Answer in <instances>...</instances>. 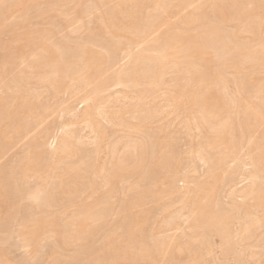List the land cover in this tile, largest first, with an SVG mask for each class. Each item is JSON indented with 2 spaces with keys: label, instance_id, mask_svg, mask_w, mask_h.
Masks as SVG:
<instances>
[{
  "label": "rangeland",
  "instance_id": "rangeland-1",
  "mask_svg": "<svg viewBox=\"0 0 264 264\" xmlns=\"http://www.w3.org/2000/svg\"><path fill=\"white\" fill-rule=\"evenodd\" d=\"M13 1V2H12ZM16 1V2H15ZM26 1V2H25ZM89 1H90V3H89ZM95 1V2H94ZM112 1V2H111ZM124 2V4H123V2ZM129 2H127V0H6V2L3 0V1H0V6H1V4H2V6L0 7V28L1 27H3V29L5 30V31H3L4 32V34H3V32L1 33V31H0V74L2 75L1 76V78H0V93H2V91H4L5 92V90H6V88H4V87H7V90H6V92L7 91H12V92H7L6 94H5V98L4 97H1L2 95L4 96V94H0V107L1 106H6L5 105V102H3V101H5V100H7V106L8 105H10V103H11V101H12V103H11V105H10V110L12 109V110H14V111H8V112H10L11 114H8L7 113V117L6 118H8L7 119V121H6V119H4L3 121L1 120V118H0V139H1V142L0 143H2V141H3V143L2 144H0L1 146H0V184H1V187H0V190H2L3 189V191H0V194H2V192L3 193H6V197H4L5 196V194L3 195H0V198H1V196H3V198H6V205H8V207H6V205L4 204V202H3V206H4V208H6V209H4L3 208V206H2V204H0L1 205V207L4 209H2V208H0V209H2L1 210V213H0V264H98L99 263V261L98 260H100V259H102L101 260V262H100V264H125V263H128V262H130V263H128V264H220V262H221V264H234L235 263V261H236V264H239V261L241 260H244L243 262H242V264H251L252 262H254V263H252V264H264V224H263V222H264V209H263V205H264V202H263V205L262 206H259V207H261L263 210H261V209H259V207H257L256 206V204H255V197H256V192L253 194V192L254 191H256V187H255V185L256 186H261V184L263 183L262 182V180L261 181H259V178L258 179H254V180H252V179H250L249 178V176H250V174L253 172V168L251 167V160H253V161H255V159H258L259 157H264V153L262 154V155H260L261 153H259V152H263V150H262V148L264 149V136H262V135H264L263 133H264V112H263V110H264V100H261L260 101V99H263V97H264V95H262V93L260 94V92H261V90H263L262 92H263V94H264V84H263V82H264V72H263V70H264V67H260L258 64H256L258 61H255V63L253 64V61L255 60V58H256V60H258V58L257 57H255V55L256 54H253L254 55V58H253V56H252V54H250L251 55V57H252V59H254V60H250V61H248V64H247V61H245L246 62V64H247V66L245 65L244 66V64H243V68H241L240 69V72L239 73H237L238 71H236V72H234V70H230V68H227V69H229V70H225V73L223 74V77L224 76H226V82H225V86L224 87H229V88H222V84L221 83H219V85L217 84V86H216V89L220 92V91H222V90H225V89H227V92H226V97H228V96H231L232 98H231V103L234 101V99H233V97H235V96H237V95H239L240 94V96L238 97L237 96V98H238V100H236L235 99V101L237 102V101H240L239 102V107H238V102H237V104H233L235 107V113H233L232 114V110L234 109L233 108V105H231V103H229L228 105H230V109H232V110H229V112H231V114L229 115V120H231V119H233L235 122H233V120L231 121V123H232V125L234 124V125H241L242 126V129L245 131V130H250L249 129V125L250 124H247L246 126H244L243 125V123H251V137H250V135H249V131L247 130V131H245V136H246V138L245 137H243L244 138V140L242 139V143H243V148L242 147H240V148H242V150H239V154H241V152H243L242 153V155H239L238 154V156H236V158H237V160H234V161H229L228 162V164L226 165V168L225 167H222V170L223 171H221V172H223L222 173V175H221V172L219 171L218 172V175L220 174V176L219 177H217V181H221V180H223V181H225L224 183L221 181H219V183H221V184H217L218 186H217V189H218V187H219V192L217 193V191H216V193H214V197H211V199L209 200V202L210 201H212V204L211 203H204L203 201H200V202H202V203H198L197 201L199 200V197H197L196 198V196L195 195H193L192 196V190L193 189H195L194 187H195V185H197V179H199V180H201V181H199L198 180V182H205L207 179H208V177H206L205 175H207L208 174V169H209V166L208 165H204V163L201 161V160H199L200 158L198 157V154H197V156H196V153H194L196 150H197V146H198V142L199 141H201V138L199 137L200 135H199V133H197V132H199L197 129H194V128H191V127H189V129L188 128H185V127H187L186 126V124H188L187 123V121L185 122V120H183V119H186V120H191L192 121V112H193V115H195L196 114V116H197V118H199V116H200V114L198 115L197 113H196V110L197 109H195L194 110V108H193V110L192 109H190V107H188L189 105L188 104H186V103H184V102H182V104H183V106H182V104H181V102H178L179 103V105H178V103H173V99H172V97L174 96V92L173 91H170V90H173L174 88H176L175 87V85H183V83L181 82V83H178V84H176V82H177V79L179 78V75H180V78H181V75H183L184 74V76H183V78H181V79H183V80H185V78L187 79L188 77H189V74H187V73H183V74H176V73H173L172 71L170 72V73H172V74H174V75H176V76H170V75H172V74H170L169 73V71H168V74H169V80L171 81V83H172V85H173V87H172V89H170L171 88V83H170V81L168 80V74H166L167 75V77H166V81H164V78H163V83L160 85L159 84V86H158V88H153V89H155V90H153L152 88V92L153 93H155V95L152 93V94H150L149 96H147V98L145 97L146 95H148V92H147V94H146V92H145V89L144 88H146V87H149V86H145V85H143V84H140V85H138V86H133L134 87V90H133V87H132V85H129V84H125V85H122V86H118V85H110V87H108V88H106L103 92H101L102 94H100V96H97L95 99H97L96 101L94 100V102H89L91 105H92V103L94 104V103H96V104H94V106L92 105H90L89 103L87 104V103H84V102H81L82 100H80L81 98H79V97H81L82 96V98H83V96H85L86 95V93H88L89 91H90V89L92 88L91 86H93V84H91V85H89L91 88L90 89H88L89 88V86H83V88L81 87V86H79L80 85V83H77L76 82V84L75 83H73V81H70V79L71 78H74V76L75 75H77V74H79V75H84V78L86 77V79H92L91 77L93 76V74H92V72H90V71H87V72H85L81 67H82V65L80 64L81 62H83V61H86L87 60V58L86 57H84V56H81V55H79L78 53H76V52H79V48L81 47L82 49L81 50H83V47H85L86 45L85 44H88L87 46H86V50L89 52V50H90V48H91V51H93V52H95V53H102L105 57L106 56H108V58L110 57V59H112V60H108L107 62H112L113 64V66H110V65H107V69L109 68V66H110V68H111V70H110V68L108 69V73H106L105 75H107V76H105V75H103V78L105 77V78H112V76H114L115 74H116V70H118V67L120 68L121 66H122V69H125V68H128V66H129V64L131 63H129L128 62V60L130 61V59L132 58H134L135 56H137L139 53V55H143L144 56V53L145 52H148L149 51V47L151 48V52L155 49V46L156 45H154V44H156V41H157V39L160 37V35L164 32V30H165V28L166 27H161V28H163L162 30H161V28L159 27V28H154V29H156V30H152V31H150V32H145V34H140L141 36V39H131L130 38V40H131V42H129L128 43V41H129V35L127 34V37H125V27H127V26H129V23H130V25L132 24V26H131V29L133 30H131L130 29V33L129 34H131L130 35V37H133L134 38V36L132 35L134 32H136L137 30H136V28H138V31L139 32H141L139 29H142L143 28V24H144V17L145 16H147L148 14H151L152 13V6L150 7V5L151 4H149V1H145V0H128ZM130 1H131V3H130ZM132 1H134V2H132ZM138 1V2H137ZM140 1H142V4H143V6H145V8L144 7H141L142 5H140L139 3H140ZM170 1V0H169ZM179 1V0H178ZM178 1H176V3L178 2ZM193 2H194V4H193V2H192V4H190V7H184V8H186V9H184V8H182V7H178V6H176V3L174 2V0H171L170 2V4H174V5H172V6H170V8H169V10H168V13H167V15L165 14V20L168 22V23H170V24H178V25H180L181 24V22H182V20L181 19H183V20H185L183 17H189V15L191 16L192 15V13L194 14V15H196V21L194 22V24L196 23V26H198V25H201V23L204 21L203 19H205V23L203 24V25H206L207 23L208 24H212V23H216L217 21L219 22V23H216V24H213V25H215L216 27H218V28H220V25H221V23L223 22V21H221V23H220V20H224V19H220L219 20V15L216 13V11H215V9H213L214 7H220V5L222 4H220V1H222V0H199V2H197L198 0H192ZM243 1V0H242ZM248 0H245L244 2H247ZM253 1V0H252ZM8 2V3H7ZM18 2V3H17ZM28 2V3H27ZM29 2H31V3H29ZM111 2V3H110ZM118 2H121V3H119V4H121V5H119L118 4ZM190 2H191V0H190ZM201 2V3H200ZM208 2V3H207ZM213 2H215L214 4H213ZM219 2V3H218ZM224 3L226 2V1H223ZM253 2H255V1H253ZM14 3V4H13ZM17 3V4H16ZM20 3V4H19ZM22 3V4H21ZM26 3H27V5H26ZM69 3V4H68ZM84 3V4H83ZM134 4V5H130V4ZM204 3V4H203ZM206 3V4H205ZM217 3V4H216ZM223 3V4H224ZM229 1H227L225 4H227V5H223V8L224 7H226V12L228 13V17H231V15H233L234 14V12L236 13V11H237V9H235V6L233 7V5L230 3V5H229ZM4 4H5V6H4ZM7 4V5H6ZM11 4V6H9ZM66 4H67V6H66ZM80 4V5H79ZM100 4V5H99ZM103 4V5H102ZM119 5V6H117V5ZM200 4V5H199ZM203 4V5H202ZM216 4V5H215ZM65 5V6H64ZM73 5V6H72ZM84 5V6H83ZM102 5V6H101ZM104 5H106V6H104ZM116 5V6H115ZM136 5V6H135ZM149 5V6H148ZM177 5H178V3H177ZM204 6V8H203V10L201 9L202 7H200V6ZM213 6V8H212V6ZM219 5V6H218ZM221 5V6H222ZM229 5V6H228ZM26 6V7H25ZM71 6V7H70ZM96 6V7H95ZM138 6V7H137ZM140 6V7H139ZM174 6H176L175 7V9L176 10H173L174 8ZM200 7V9L202 10H200V9H198V10H196V8H199ZM227 6H228V8H227ZM255 6H257L258 7V5L256 4ZM255 6H250V9H252V8H254L255 9ZM11 7V8H10ZM86 7H88V8H90V10L88 9V8H86ZM119 7H122V8H126L127 7V9H128V11H126V13H124L125 12V10L123 11H121V12H119L121 9L119 8ZM129 7V8H128ZM172 7V8H171ZM194 7H196V8H194ZM212 8L214 11L212 12V10H210L209 8ZM231 7V10L229 9ZM241 7V6H240ZM252 7V8H251ZM28 8V9H27ZM53 8V9H52ZM73 8V9H72ZM85 10H84V9ZM92 8V9H91ZM116 8H119V9H117L116 10ZM147 8H149V9H147ZM242 8H243V6H242ZM259 8V7H258ZM10 9V10H9ZM135 9H137V11L135 10ZM142 10V12L141 11H138V10ZM182 9H184L183 11H182ZM235 9V11L233 12V10ZM248 10V11H250L251 12V10ZM30 10V11H29ZM119 10V11H118ZM148 10H149V12H148ZM151 10V11H150ZM172 12H171V11ZM193 10V11H192ZM206 10V11H205ZM42 11V12H41ZM60 13H59V12ZM171 13H178V15L177 14H174V15H172L171 16V14L170 15H168L170 12ZM178 11V12H177ZM199 11H201V12H199ZM229 11V12H228ZM239 11H241L242 13H244V9H243V11H242V9L241 10H239ZM257 11H259L260 13H261V11H262V13H261V17H262V15L264 16V11L262 10V8H260L259 10H257ZM40 12V13H39ZM64 14H63V13ZM86 12V13H85ZM115 12V13H114ZM118 12H119V14H118ZM134 12V13H133ZM137 12H141V13H138L137 14ZM146 12H148V13H146ZM192 12V13H191ZM231 12V13H230ZM232 12H233V14H232ZM259 12H256L257 14H260ZM3 13V14H2ZM24 13V14H23ZM63 15H62V14ZM71 13V14H70ZM104 13V14H103ZM110 13V14H109ZM112 13V14H111ZM122 13H124V14H128L127 16H124ZM132 13V14H131ZM144 13H146V14H144ZM181 13V14H180ZM189 13H191V14H189ZM214 15V13H215V15L217 16V18H213V16H212V14ZM230 13V14H229ZM73 14H74V16H73ZM78 14V15H77ZM106 14V15H105ZM109 14V15H108ZM141 14V15H140ZM185 14V15H184ZM200 14H204L203 16L204 17H206V18H204L203 17V19H202V17L200 18L201 19V22H200V19H199V15ZM27 15V16H26ZM37 15V16H36ZM102 15V16H101ZM115 15V16H114ZM122 17H121V16ZM131 15V16H130ZM134 15V16H133ZM136 15V16H135ZM143 15H144V17H143ZM198 15V16H197ZM214 15V16H215ZM242 16H244L245 15V17L243 18V20L246 18L248 21L246 22L245 20H244V23H242L241 24V22H242V19H240V21L237 23V22H234L236 19H238V18H236V16H235V18L233 17V21H231L232 20V17L231 18H229V20L231 21H229V20H227V22H228V24H226L227 22L225 21V26H224V24L221 26L222 27V29L224 30V32H222L223 30L221 29V32L222 33H219V32H216V34H213V36H211V38L212 39H214V38H216V39H214L213 41V43H215V44H213V47L215 46V45H220V44H222V42H221V40H220V38L218 37V36H216L217 35V33H219L218 35L220 36L221 34L222 35H227V37L231 34V33H233L234 32V34L236 35V37L238 38V40H240V39H242V40H240L242 43H245V44H247L246 43V41H248L249 43H248V45H250V46H254V44H255V42H256V40L257 39H259V40H261V41H263L264 42V17H263V19H261V17H258V20H260L263 24H261L260 23V21L258 22V20L256 21V19L257 18H255L254 19V21H253V16L251 15L250 17H251V19L249 20V17H246V16H248V15H250V14H248L246 11H245V13H244V15L243 14H241ZM25 16V17H24ZM100 18V19H102V17H103V19L102 20H99V22L97 21L98 20V17ZM106 16V17H105ZM139 16V17H138ZM167 16H168V18H167ZM171 17V19H170V17ZM183 16V17H182ZM259 16V15H258ZM24 17V18H23ZM111 17V18H110ZM114 17V18H113ZM126 17V18H125ZM134 17V18H133ZM141 17V18H140ZM143 17V18H142ZM40 18V19H39ZM69 18V19H68ZM126 20H125V19ZM131 19V21H133V23L130 21V19ZM138 18V19H137ZM140 18V19H139ZM198 18V19H197ZM260 18V19H259ZM108 19H109V21L111 22L110 24H108L109 23V21H108ZM120 19V21L122 22V20H123V22L121 23V22H119L118 20ZM127 19H129L128 21H127ZM178 19H180L181 20V22H180V20H178ZM208 19V20H207ZM212 19H214V20H212ZM226 19H228V18H226ZM225 19V20H226ZM25 20V21H24ZM71 20V21H70ZM93 20V21H92ZM104 20V21H103ZM117 20V21H116ZM139 21V20H141L142 22H139L138 24H137V21ZM199 20V21H198ZM216 20V21H215ZM90 21V22H89ZM97 21V22H96ZM108 21V22H107ZM171 21V22H170ZM174 21H175V23H174ZM208 21V22H207ZM213 21V22H212ZM236 21H238V20H236ZM249 21H250V23H249ZM252 21H253V24H254V22H256V24H254L255 25V27L254 28H256V30L257 31H254L253 30V32H249V30L251 31V29L253 28V25H251L252 24ZM5 23V25L4 24H2V23ZM16 22V23H15ZM21 22V23H20ZM93 22V23H92ZM95 22V23H94ZM105 24H104V23ZM113 22H118V23H116V24H113ZM136 22V23H135ZM178 22V23H177ZM212 22V23H211ZM90 23V24H89ZM98 23V24H97ZM107 23V24H106ZM240 23V24H239ZM247 23H249V24H247ZM261 24L260 26H261V30H260V28H258V26H259V24ZM94 24H97L96 26L99 28V27H102V26H104V25H106V27H107V29H105L106 27H104V29H102V28H96V26H94ZM120 24V25H119ZM137 25V27H135L136 25ZM194 24H193V26H194ZM207 24V25H208ZM232 24L234 25V26H232ZM258 24V25H257ZM2 25H4V26H2ZM40 25V26H39ZM44 25V26H43ZM99 25V26H98ZM102 25V26H101ZM135 25V26H134ZM240 27H239V26ZM257 25V26H256ZM6 26H7V28H6ZM31 26V27H30ZM111 26H115V29H113L114 27H111ZM117 26H120V27H117ZM123 26V27H122ZM191 27L190 26V28H191V31L192 32H198V31H195L196 29H198L196 26L195 27ZM227 26V27H226ZM236 26V27H235ZM250 26H252V28H250ZM91 29H90V28ZM93 27V28H92ZM109 27V28H108ZM156 27H158V26H156ZM198 27H200V26H198ZM223 27H225V29L223 28ZM238 27V28H237ZM246 27V28H245ZM248 27V28H247ZM20 28V29H19ZM80 29V30H78V29ZM87 28V29H86ZM195 28V29H194ZM201 28V27H200ZM226 28H228L227 30H226ZM239 28H243L242 29V31H240V32H242V34L244 33V29H245V31H247V33L245 32V34H243V36L240 34V32H239ZM253 28V29H254ZM22 29V30H21ZM45 29V30H44ZM75 29V30H74ZM86 29V30H85ZM112 29H113V31H112ZM123 29V33L122 34H124V35H120L121 34V31L120 30H122ZM249 29V30H248ZM16 30V31H15ZM41 30H42V32H41ZM44 30V31H43ZM49 30L51 31V32H49ZM99 30H100V34L101 33H103V34H101V36H99L100 34H99ZM101 30H104V31H101ZM115 30V31H114ZM117 30H118V32H119V34L117 33ZM160 30V31H159ZM241 30V29H240ZM260 30V31H259ZM73 31H76V32H73ZM95 31V32H94ZM162 31V32H161ZM200 31V30H199ZM7 32H8V35H7ZM34 32V33H33ZM38 32H40V35H43L42 37H40V35L38 34ZM45 32V33H44ZM78 32V33H77ZM87 32H89V33H87ZM110 32V33H109ZM158 32V33H157ZM229 32H231V33H229ZM238 32H239V34H238ZM25 33V34H24ZM29 33H31V34H29ZM86 33V34H85ZM114 33V34H113ZM147 33H149V34H147ZM225 33V34H224ZM258 33H260V36H259V34ZM261 33L263 34V36L261 35ZM29 34V35H28ZM37 34H38V36H37ZM91 34V35H90ZM111 36H110V35ZM113 34V35H112ZM229 34V35H228ZM255 34H257L258 35V38H257V35H255ZM14 35V36H13ZM45 35V36H44ZM49 35V36H48ZM98 35V36H97ZM120 35V36H119ZM159 35V36H158ZM225 35V36H226ZM237 35H239V36H242L241 38L239 37V36H237ZM10 36V37H9ZM68 36V37H67ZM85 36H86V38H85ZM91 36V37H90ZM97 36V37H96ZM115 36V38H110V37H114ZM118 36V37H117ZM144 36V38H142ZM146 36V37H145ZM215 36V37H214ZM26 37H27V39H29V40H27L26 39ZM36 37V38H35ZM39 37V39L37 40V38ZM77 37H79L78 39H77ZM95 37V38H94ZM100 37V38H99ZM119 37H123V39L122 40H124V38H125V42H123V41H120L121 40V38H119ZM214 37V38H213ZM253 37H255L254 39H253ZM32 38V39H31ZM46 38V39H45ZM69 38V39H68ZM74 38H75V40H74ZM83 38L86 40V42H90V44L89 43H86L85 42V40H83ZM90 38V39H89ZM92 38V39H91ZM105 38V39H104ZM128 39V41H126L127 39ZM237 38H235L234 40H236ZM251 38V39H250ZM257 38V39H256ZM8 39V40H7ZM15 39V40H14ZM20 39H21V41H20ZM23 39H24V42H23ZM26 39V40H25ZM33 39H34V41H33ZM43 39V41H41ZM48 39L50 40V41H48ZM61 39V40H60ZM82 39V40H81ZM116 40V41H114V42H111L112 44H113V46H117L119 49H118V51L119 52H117L116 50H112L113 48H112V45L110 46L109 45V43L110 42H108V41H112V40ZM142 39L144 40V43L142 42ZM210 39V38H209ZM249 39V40H248ZM20 41L19 42V44L21 45H19L18 44V42H15V41ZM31 40V41H30ZM37 40V41H36ZM52 40V41H51ZM79 40V41H78ZM89 40V41H88ZM107 40V41H106ZM134 40H137V41H134ZM138 40H141V41H138ZM155 40V41H154ZM211 40V39H210ZM26 41H28V43L26 42ZM36 41V42H35ZM41 41V42H40ZM60 41V42H59ZM63 41V42H62ZM67 41V42H66ZM74 41H78V42H75L74 43ZM95 41H97V42H95ZM133 41V42H132ZM155 43H154V42ZM212 41V40H211ZM237 41V40H236ZM30 42H31V44H33V42H34V44L31 46V44H30ZM39 42V43H38ZM43 42V43H42ZM69 42V43H68ZM83 42V43H82ZM84 42H85V44H84ZM123 42V43H122ZM136 42H137V44H136ZM139 42V43H138ZM150 42H152V43H150ZM11 45H10V44ZM17 43V44H16ZM25 45H24V44ZM72 43V44H71ZM79 43V44H78ZM92 43H93V46H92ZM97 43V44H96ZM99 43H100V45H99ZM108 43V46L106 45ZM118 43H119V45H123L124 44V48L123 47H119V45H118ZM122 43V44H121ZM127 43H128V45H127ZM134 44V46L132 45V44ZM140 43H142V44H140ZM6 44L8 45V47L6 46ZM27 44V45H26ZM29 44H30V46H29ZM40 44V45H39ZM48 44H54V46H51L50 45V47L55 51V46H57L58 45V48H56V50L57 49H59L60 51L59 52H61L60 53V55L61 54H63V51L65 50V52H64V56L63 57H65L67 54V52L68 51H73V52H71V53H73L72 54V57L74 56V58H75V62L73 61V59H71L72 57H71V53H70V56L68 55L67 56V58L66 59H70V60H72L73 62H72V67L75 65V64H78V63H76V59H77V61L78 62H80L81 61V58L82 57H84L83 59L84 60H82L79 64H80V66H78L77 68H76V72L74 71L72 74H75V75H72L71 77H69L70 75H67L66 77V81H64L63 80V84H60V86H58V88H54V86L52 87V82H56V80H59V79H55L54 77L55 76H58V71H56V69L55 68H53V69H55L54 71L56 72V75H55V72L54 71H51L50 69H51V66H53L54 64H51V60H50V58H48L47 57V54H46V52H45V49H46V46L48 47L49 45ZM63 44V45H62ZM82 44H83V46H82ZM95 44V45H94ZM136 44V45H135ZM146 44V45H145ZM150 44V45H149ZM36 45L37 46H39V47H36ZM44 45V47H42ZM74 45V46H73ZM85 45V46H84ZM104 45V47H109L110 46V48H112L111 50L109 49V48H107L106 47V49L104 50L103 48L104 47H102ZM132 45V46H131ZM139 45V46H138ZM4 46H6V47H4ZM60 46V47H59ZM65 46V47H64ZM70 47V48H67V47ZM72 46V47H71ZM80 46V47H79ZM90 46V47H89ZM115 46V47H116ZM151 46H153L154 48H152ZM18 47H19V49H21V47H22V50H19L18 49ZM25 47H29L28 49L26 48V51H25ZM33 47H35V48H33ZM54 47V48H53ZM64 47V48H63ZM74 47V48H73ZM79 47V48H78ZM99 47V48H98ZM126 47H128V48H126ZM138 47V48H137ZM9 48V49H8ZM16 48V49H15ZM33 48V49H32ZM38 48V49H37ZM39 48H41V49H39ZM78 48V49H77ZM92 48H93V50H92ZM102 48V49H101ZM217 50L218 49V51H216L215 49ZM213 49V51H216L217 52V55H219V56H221V57H223V55L220 53V52H222L224 55L226 54V52L225 51H222L221 49H223V44H222V46L220 45V46H218L217 48H216V46L214 47ZM10 49H12V50H10ZM15 49V50H14ZM32 49V50H31ZM63 49V50H62ZM75 49V50H74ZM114 49H116V48H114ZM123 49V50H122ZM126 49H128V50H126ZM135 49V50H134ZM221 51H220V50ZM7 50H9L8 52H7ZM30 50V51H29ZM41 50V51H40ZM77 50V51H76ZM97 50V51H96ZM100 50V51H99ZM146 50V51H145ZM212 50V49H211ZM224 50V49H223ZM3 51V52H2ZM16 51V52H15ZM18 51H19V53H18ZM20 51H22V52H20ZM24 51H25V53H24ZM36 51V52H35ZM104 51V52H103ZM110 52V54L112 53V54H115L116 55V57H115V55L113 56L112 54L110 55L109 54V52ZM128 51V52H127ZM136 53H134V52ZM212 51V52H213ZM14 52V53H13ZM31 52V53H30ZM33 52L35 53V54H33ZM105 52H108V53H105ZM113 52H116V53H113ZM137 52H139V53H137ZM216 52H215V54H216ZM42 53V54H41ZM44 53L46 54L45 56H44ZM105 53V54H104ZM130 53V55H128ZM15 54H16V56H15ZM57 54H59V53H57ZM75 54V55H74ZM76 54L77 55H79V56H76ZM107 54V55H106ZM125 54V55H124ZM135 54V55H134ZM148 54H150L149 56H148ZM148 54L147 53H145V56L144 57H148V58H151V57H155V56H152V55H154L155 53H150V52H148ZM214 54V53H213ZM36 55H38V58L36 57ZM127 55V56H126ZM133 55H134V57H133ZM217 55H216V57H211V60H213L212 62H211V64L208 62H205V63H207V65L209 64V66H207V67H211V66H214V65H216V64H218L219 63V57L217 58ZM12 56V57H11ZM39 56H41V57H39ZM62 56V55H61ZM111 56H113V57H111ZM128 56H129V59H128ZM212 56V55H211ZM226 56V55H225ZM224 56V57H225ZM9 57V58H8ZM16 57L18 58V60L16 61ZM20 57H22V58H20ZM30 57H32V59L35 57V59L34 60H31V58ZM62 57V58H63ZM71 57V58H70ZM77 57V58H76ZM115 57V58H114ZM250 56H249V58H251ZM13 58V59H12ZM64 58V60H66ZM80 58V59H79ZM114 58V59H113ZM118 58V59H117ZM126 58V59H125ZM213 58V59H212ZM230 59L229 57H227L226 56V59ZM5 59V60H4ZM9 59H11V60H9ZM24 59V60H23ZM29 59V60H28ZM37 59V61H35ZM44 59V60H43ZM115 59H117V60H115ZM123 59V60H122ZM220 59H224V58H220ZM219 60V61H218ZM247 60H249L248 58H247ZM34 61V62H33ZM40 62V63H38V65H37V62ZM41 61H43V62H41ZM87 61H89V58H88V60ZM117 61V62H116ZM216 61H218L217 63H216ZM251 61H252V63H251ZM5 62H7V63H5ZM10 62H12V63H10ZM20 62V63H19ZM22 62V63H21ZM68 62L69 63H71L69 60H68ZM115 62H116V64H115ZM2 63H5V64H2ZM9 63H10V65H9ZM13 63H14V65H13ZM50 63V64H49ZM119 63V64H118ZM126 63V64H125ZM128 63V64H127ZM147 64H145L144 66H145V71L147 70V72H148V74H149V69L151 70V68H152V66H151V62L149 61H147L146 62ZM202 64H204V62H201ZM19 64V65H18ZM29 64V65H28ZM31 64V65H30ZM40 64V65H39ZM46 64H47V66H46ZM78 64V65H79ZM108 64V63H107ZM111 64V63H110ZM150 64V65H149ZM3 65L5 66V68L3 67ZM9 65V67H7ZM27 65V66H26ZM35 65H37V67L38 68H36V66ZM43 65V66H42ZM51 65V66H50ZM118 65V66H117ZM147 65V66H146ZM211 65V66H210ZM49 66V67H48ZM151 66V67H150ZM251 66V67H250ZM3 67V68H2ZM26 67V68H25ZM40 67H42V68H40ZM81 68V70L80 69H78V68ZM125 67V68H124ZM147 67V68H146ZM149 67V68H148ZM8 68H12V70L11 69H8ZM47 68H48V70H50V71H48L47 70ZM252 68H254L253 70H252ZM4 69V70H3ZM6 69V70H5ZM19 69V70H18ZM35 69V70H34ZM46 69V70H45ZM144 69V68H143ZM231 69H234V68H231ZM244 69V70H243ZM249 69V70H248ZM45 70V71H44ZM78 70V71H77ZM80 70V71H79ZM237 70V69H236ZM239 70V69H238ZM258 70H260V71H258ZM32 71V72H31ZM36 71V72H35ZM43 71L45 72V73H43ZM84 71V72H83ZM92 71V70H91ZM114 71H116V72H114ZM245 71V72H244ZM29 72H30V74H29ZM34 72V73H33ZM42 72V73H41ZM49 72H53V73H49ZM81 72H82V74H81ZM227 72V73H226ZM255 72V75H253L252 73H254ZM23 74V76H22V74ZM33 73V74H32ZM91 75H90V74ZM110 73L112 74V75H110ZM115 73V74H114ZM229 73V74H228ZM235 73V74H234ZM242 73V74H241ZM245 73V74H244ZM249 73V74H248ZM250 73H251V75H250ZM256 73H257V75H258V77L259 78H257L258 79V81L256 82ZM4 74V75H3ZM39 74V75H38ZM48 74H51L52 76H54V77H51L50 75H48ZM187 74V75H186ZM260 74V75H259ZM25 75V76H24ZM88 75V76H87ZM245 75V76H244ZM252 75L253 76H255V78L253 79V80H255V81H252L251 79L253 78L252 77ZM28 76V77H27ZM47 76H49V78L47 77ZM99 76V75H98ZM97 76V77H98ZM186 76V77H185ZM240 76V77H239ZM30 78V79H28V80H26L27 78ZM39 77H41V78H39ZM44 77V78H43ZM83 77V76H82ZM170 77H172V80H171V78ZM185 77V78H184ZM233 77V78H232ZM245 77H246V79H245ZM248 77V78H247ZM252 77V78H251ZM15 78V80L17 81V79H18V81L16 82L15 80L13 81V79ZM26 78V79H25ZM37 78V79H36ZM51 78V79H50ZM53 78H54V80H53ZM57 78V77H56ZM103 78H101V80H98L99 82H101L102 80H103ZM179 78V79H180ZM242 78V79H241ZM7 79V80H6ZM19 79H21V80H19ZM23 79H25V81H23ZM47 79H48V82H47ZM65 79V78H64ZM174 79L176 80L175 81V84L173 83V81H174ZM224 79V80H225ZM261 79V80H260ZM11 80V81H10ZM44 80V81H43ZM241 80H242V82H241ZM13 81V82H12ZM22 81V82H21ZM70 81V82H69ZM230 81V82H229ZM247 81V82H246ZM250 81H252V82H250ZM9 82H11L10 84H8ZM18 82H20V84H21V86H23V87H21V86H18V85H20V84H18L17 85V83ZM27 82H29V83H27ZM47 82V83H46ZM165 82H169L170 84H167V83H165ZM256 82V83H255ZM8 84L7 86L5 85V84ZM24 85H23V84ZM50 85H49V84ZM72 85H71V84ZM142 83V82H141ZM229 83V84H228ZM242 85H241V84ZM248 83H250V84H248ZM4 84V85H3ZM47 84V85H46ZM67 85V87H66V85ZM165 85V86H163V87H161L162 85ZM227 84V85H226ZM262 84V85H261ZM11 85V86H10ZM13 85H17L18 87H20V88H18V87H15V86H13ZM70 85V86H69ZM75 87H74V86ZM78 85V86H77ZM221 85V88L219 87L218 88V86H220ZM244 85V86H243ZM249 85V86H248ZM259 85V86H258ZM2 86V87H1ZM4 86V87H3ZM9 86V87H8ZM28 86H29V90H28ZM72 86V87H71ZM129 87L127 90H126V88L125 87ZM143 86H144V88H143ZM169 86V87H168ZM183 86H185V85H183ZM213 86V87H212ZM211 87L213 88H210V89H212V91H215V83L212 85ZM236 86V87H235ZM238 86H239V88H241V90L240 89H238L237 90V88H238ZM260 86H263V87H261V89H260ZM52 87V88H51ZM64 89H63V88ZM69 87V88H68ZM74 87V88H73ZM76 87H78V88H76ZM151 87V86H150ZM155 87H156V85H155ZM180 87H182V86H180ZM248 87V88H247ZM256 87H258V88H256ZM2 88H3V90H2ZM10 88H12V89H10ZM65 88H66V90H65ZM72 88V89H71ZM75 88L77 89V91L75 90ZM79 88H82V89H79ZM110 88V89H109ZM136 88H138V90L136 89ZM164 88V89H163ZM167 88H168V90H167ZM242 88H243V90H242ZM251 88V89H250ZM253 88V89H252ZM256 88V89H255ZM10 89V90H9ZM18 89V90H17ZM45 89H48V90H45ZM56 89V90H55ZM69 89V90H68ZM71 89V90H70ZM109 89V90H108ZM141 89H144V91H142ZM146 89H148V91H149V88H146ZM151 89H150V91H151ZM188 89H190V88H188ZM228 89H229V91H228ZM235 89V90H234ZM14 90V91H13ZM24 90H25V92H24ZM36 90H37V92H36ZM55 90V91H54ZM132 90V91H131ZM140 90V91H139ZM176 90H178V88H176ZM234 92H236V93H234ZM240 90V91H239ZM254 91V92H252V91ZM69 91V92H68ZM75 91V92H74ZM107 91V92H106ZM150 91H149V93H150ZM157 91V92H156ZM167 91V92H166ZM174 91H175V89H174ZM226 91V90H225ZM225 91H222V92H224L225 93ZM238 91V92H237ZM259 91V92H258ZM17 92V93H16ZM21 92V93H20ZM41 92V93H40ZM71 92H73V93H71ZM86 92V93H85ZM135 92V93H134ZM138 92H139V94L140 95H138ZM222 92H220L221 94H223V96H224V93H222ZM242 92V93H241ZM246 92V93H245ZM14 95V93L16 94V96L14 95V96H12V94ZM20 93V94H19ZM137 93V94H136ZM168 93H170V94H168ZM228 93V94H227ZM238 93V94H237ZM32 94V95H31ZM47 94V95H46ZM142 94H144V95H142ZM167 94H168V97H166L167 96ZM173 96H172V95ZM231 94V95H230ZM245 96V97H243V95ZM7 95V96H6ZM30 95L32 96V98L35 100H33V99H31V97H30ZM37 95V96H36ZM40 95V96H39ZM162 95V96H161ZM228 95V96H227ZM233 95H235V96H233ZM252 96V98H251V96ZM257 95V96H256ZM261 95H262V97H261ZM9 96L11 97V98H9ZM19 96V97H18ZM105 96V97H104ZM140 98V99H138V97ZM140 96H142V97H140ZM145 98H144V97ZM152 96V97H151ZM170 96V97H169ZM249 98H248V97ZM259 96H260V98H259ZM28 97H30V98H28ZM104 97V98H103ZM137 99H136V98ZM154 97V98H153ZM167 99H169V100H167ZM243 99L244 98V101H241L240 99L241 98ZM3 98V99H2ZM9 98V99H8ZM27 98V99H26ZM98 98H100V99H98ZM106 98V99H105ZM108 98H109V100H108ZM5 99V100H4ZM11 99V101H9ZM29 99V100H28ZM31 99V100H30ZM117 99V100H116ZM136 99V100H135ZM229 99V97L227 98V100ZM249 99V100H248ZM16 100V101H15ZM19 100V101H18ZM24 100V101H23ZM98 100H100V101H98ZM134 100V101H133ZM138 100V101H137ZM247 100V101H246ZM18 101V102H17ZM42 101V102H41ZM142 101V102H141ZM163 101V102H162ZM167 101H168V105H167ZM229 101V100H228ZM251 101V102H250ZM3 102V103H2ZM14 102V103H13ZM16 102H17V104H16ZM33 102V103H32ZM45 102V103H44ZM230 102V101H229ZM241 102H242V104H244L245 102H247L248 104L246 105V104H244V105H242L241 104ZM260 102H263L262 104L260 103ZM25 103V104H24ZM30 104V103H32V104H30V105H32V107H30V105H28V104ZM38 103V104H37ZM42 103H43V105H42ZM48 103V104H47ZM135 103L137 104V105H135ZM256 103V104H255ZM18 105L19 107H20V104H21V106H24V107H26L27 108V106H29L30 108H36V109H38L39 108V113L41 114H45V115H40L39 114V116H38V112H37V110H36V112L35 113H33V114H28V113H18L16 110H18V106H12V105ZM45 104V105H44ZM47 104V105H46ZM133 104H134V106H133ZM140 104L142 105L141 107H140ZM148 106H147V105ZM181 104V105H180ZM240 104H241V106H240ZM251 104V105H250ZM259 104V105H258ZM131 107H130V106ZM145 105V106H144ZM175 105H177V107H179L180 108V106H181V108L180 109H178V110H176L177 108L175 107ZM237 105V106H236ZM262 106V107H260V108H258V107H256V106ZM34 106H37V107H34ZM39 106V107H38ZM48 106H49V108H48ZM89 106H91L90 107V109H88L89 108ZM125 106L127 107L126 109H125ZM133 106V107H132ZM154 106H157V107H154ZM243 106V107H242ZM249 106V108H247ZM252 106V107H251ZM9 107V106H8ZM16 107H18V108H16ZM28 107V108H29ZM44 107V108H43ZM120 107V108H119ZM140 107V108H139ZM143 107V108H142ZM144 107H147L148 108V110H147V108H145L144 109ZM151 107V108H150ZM153 107H154V109H153ZM158 107H160V108H158ZM163 107V108H162ZM164 107H165V109H164ZM172 107V108H171ZM183 107H185V109L183 108ZM241 107V109L243 108L244 110H242V111H244V112H242L241 111V109H239ZM253 108L254 107V110H257V111H259V110H261L262 109V112L260 113V116H262V118H260L259 117V120L261 119L262 121H259L258 120V122H255L254 124H257V125H254V124H252L253 122H254V120H253V118H252V120H251V117H252V113L251 112H254L253 110H250L249 111V109H251V108ZM256 107V108H255ZM14 108V109H13ZM119 108V109H118ZM258 108V109H257ZM43 109V110H42ZM70 109V110H69ZM85 109H87V111L85 110ZM92 109H94L93 111H91ZM97 109V110H96ZM122 109H124V110H122ZM142 109V110H141ZM146 111V113L145 114H143V112L142 111H144V110ZM156 109V110H155ZM157 109H158V111H157ZM164 109V110H163ZM169 109V110H168ZM172 109V110H171ZM187 109V110H186ZM85 110V111H84ZM91 111V113H92V117H93V119H98V120H95L96 122L94 123L95 125H98V127L100 128V129H102V131H105L104 132V134H103V132L101 131V134H102V137H101V134L99 135L97 132V134H95V133H92L89 129H88V127H87V117L85 118V117H81V116H85V114L88 112V111ZM114 110H116L115 112H113ZM132 110V111H131ZM141 110V111H140ZM167 110V111H166ZM185 110H186V112H187V114H188V116H187V114H185ZM238 110V111H237ZM246 110V111H245ZM249 112H248V111ZM84 111V112H83ZM95 111V112H94ZM99 111V112H98ZM106 111V112H105ZM129 111V112H128ZM144 111V112H145ZM157 111V112H156ZM160 111V113L158 114V112ZM172 111V112H171ZM190 111V112H189ZM194 111H195V114H194ZM240 111V112H239ZM15 112V113H14ZM69 112V113H68ZM72 112V113H71ZM98 112V113H97ZM104 112V113H103ZM108 112V113H107ZM131 112V113H130ZM133 112H136L135 114L136 115H134V113ZM140 112V113H139ZM142 112V113H141ZM148 112V113H147ZM177 112V113H176ZM181 112V113H180ZM197 112H198V110H197ZM237 112H239V114L237 113ZM96 113V114H95ZM106 113V114H105ZM126 115H125V114ZM150 113V114H149ZM154 113V114H153ZM190 113V114H189ZM199 113V112H198ZM241 113V114H240ZM244 113V114H243ZM251 113V117H249L248 116V114H250ZM16 115L15 116V119H14V115ZM21 114V116H19ZM26 114V115H25ZM47 114V115H46ZM80 114V115H79ZM94 114V115H93ZM97 114H99V115H97ZM116 114V115H115ZM118 114V115H117ZM129 114V115H128ZM138 114H139V116H138ZM143 114V115H142ZM235 114V115H234ZM247 114V115H246ZM263 114V115H262ZM22 115H23V117L25 118H23L22 117ZM29 115V116H28ZM37 115V116H36ZM73 115V116H72ZM102 115V116H101ZM128 115V116H127ZM132 115H134V117L132 116ZM176 115V116H175ZM182 115V116H181ZM188 117V118H186V116ZM189 115H191V116H189ZM231 115H233L232 117H230ZM245 117H244V116ZM13 116V117H12ZM101 116V117H100ZM104 116V117H103ZM111 116V117H110ZM116 116V117H115ZM153 116V117H152ZM155 116V117H154ZM177 116H178V118H177ZM240 116V117H239ZM243 116V117H242ZM11 117H12V120H11ZM21 119V117H22V119H21V121L19 122V119ZM38 117V118H37ZM44 117H45V119H44ZM74 117H77L78 119H76V118H74ZM81 117V118H80ZM29 118V119H28ZM67 118H68V120H67ZM108 118V119H107ZM114 118V119H113ZM154 118V119H153ZM235 118V119H234ZM239 118V119H238ZM240 118H241V120L244 118H246L247 120H250V121H247L246 119L244 120V122H242L241 120H240ZM249 118V119H248ZM3 119V118H2ZM28 119V120H27ZM111 119V120H110ZM237 119V120H236ZM28 122H27V121ZM81 120V121H80ZM86 120V121H85ZM104 120V121H103ZM114 120V121H113ZM116 120H117V122H116ZM119 120V121H118ZM121 120H123V122L121 121ZM127 120V121H126ZM145 121L143 124H145V125H143L142 124V122L143 121ZM150 120V121H149ZM12 121H14V122H12ZM31 121V122H30ZM34 121H36V122H34ZM112 122V124H111V122ZM120 121H121V123H120ZM125 121V122H124ZM137 121V122H136ZM191 121H188L190 124H191ZM241 121V122H240ZM7 122V123H6ZM8 122H9V124H8ZM15 122H17V123H15ZM22 122V124L25 122V125L23 124H21V126H23V127H25V126H28V130H26V129H23L21 126H20V124L19 123H21ZM27 122V123H26ZM105 122H106V124H105ZM119 122V123H118ZM128 122V124H126ZM183 122H185L184 124L185 125H183ZM228 122H230V121H228ZM15 123V124H14ZM108 123H109V125H108ZM147 123V124H146ZM216 122H214V121H212V125H216L215 124ZM230 123V124H231ZM242 123V124H241ZM28 124V125H27ZM114 124H116L115 126H114ZM122 124H123V126H122ZM261 124V125H260ZM10 125L12 126V127H10ZM15 125H17V128H14L13 126H15ZM99 125H101V126H99ZM128 125V126H127ZM139 125H141V126H139ZM120 126H122V127H120ZM183 126H184V128H183ZM259 126V127H258ZM14 128V130H10V128ZM23 129V130H21V128ZM126 127V129H122V128H125ZM143 127V128H142ZM245 127H247V128H245ZM6 128H8V129H6ZM87 130H86V129ZM132 128H135V129H132ZM147 128V129H146ZM191 128V129H190ZM204 128H205V126H204ZM207 128V127H206ZM245 128V129H244ZM17 129V130H16ZM105 129H107V130H105ZM113 129V130H112ZM138 129V130H137ZM183 129H188V131L190 132V134H191V137H190V134H189V132H187V130L185 131V130H183ZM255 131H254V130ZM6 131L7 132V134H6V132H4V131ZM8 130H10V131H8ZM17 132H16V131ZM133 130V131H132ZM136 130V131H135ZM208 130V128L207 129H205V130H203V131H207ZM257 130V131H256ZM97 131H99V130H97ZM138 131V132H137ZM140 131V132H139ZM142 131V132H141ZM144 131V132H143ZM152 131V132H151ZM107 132V133H106ZM110 132H111V134H110ZM209 132V133H208ZM246 132H248V136H247V133ZM11 133V134H10ZM68 133V134H67ZM197 133V134H196ZM203 133H205V134H207L208 133V135L209 136H211V134L213 135V134H215V132L213 133V132H211L210 133V130H208L207 131V133L206 132H203ZM43 134V135H42ZM93 134V135H92ZM107 134V135H106ZM115 134V135H114ZM189 134V135H188ZM193 134V135H192ZM3 135H5V139H4V136ZM25 135V136H24ZM66 135H67V137L68 138H70V143H71V148L72 149H70V153H69V155H58L57 157H54L53 159H49V160H46L44 163H47L48 165H50V167L49 168H47V172L48 171H50V172H46V171H41L43 174H44V176H42L41 177V175H42V173L40 172V174L39 175H37V174H35L34 172H28V173H26V175L22 172V170H24L25 168V163H26V160H27V158H28V156L29 157H31V154H32V147L34 148V146L37 144V145H40L41 143H43V144H41V145H43V147H44V151L45 150H48V152L47 151H45L46 153H49V152H53V150L52 149H56L57 148V146L59 145V143H60V141L63 139V138H67L66 137ZM75 135V136H74ZM77 135V136H76ZM95 135H98V136H100V137H97V136H95ZM153 135V136H152ZM199 137V139H198V137ZM3 136V137H2ZM113 136V137H112ZM123 136H124V138H123ZM125 136H127V137H125ZM142 136V137H141ZM152 136V137H151ZM192 136H193V138H192ZM40 137H41V139H40ZM45 137V138H44ZM74 137V138H73ZM75 137H78V138H75ZM133 137V138H132ZM137 137V138H136ZM147 137V138H146ZM190 137V138H189ZM197 137V138H196ZM261 137H263V138H261ZM36 138V139H35ZM74 140H72V139ZM100 138V139H99ZM138 138H139V140L140 139H142V138H144V139H142L141 140V142H142V145H143V148L142 149H140V147H142L141 146V142L140 143H138L137 141H138ZM156 138V139H155ZM192 138V139H191ZM250 138H252V141L251 140H249ZM261 138V139H260ZM38 139V140H37ZM94 139H97V141H99V142H96ZM103 139V140H102ZM116 139V140H115ZM131 139V140H130ZM246 139V140H245ZM258 139H259V141H258ZM10 140V141H9ZM34 140H35V142H34ZM118 140V141H117ZM133 140V141H132ZM122 141V142H121ZM125 141V142H124ZM143 141H144V143H143ZM196 141V142H195ZM249 141H251L250 142V144H252L251 146L249 145ZM7 142V143H6ZM39 144H38V143ZM104 142H106V143H104ZM112 142H113V144H112ZM127 142H130V143H127ZM135 142H137V143H135ZM146 142V143H145ZM247 142H248V145H247ZM260 142V143H259ZM32 145H31V144ZM33 143H34V145H33ZM109 143V144H108ZM127 143V144H126ZM136 144V146H135V150L133 149H131V147H134V145ZM158 143V144H157ZM164 143V144H163ZM196 143V144H195ZM255 145H254V144ZM3 144H5L4 145V148L3 149H5V150H3V149H1L2 147H3ZM74 144V146H72ZM80 144V145H79ZM116 144V145H115ZM123 144V145H122ZM132 144V145H131ZM137 144H140V147H138V145ZM144 144H146L147 146H145ZM151 144V145H150ZM157 144V145H156ZM159 144H161V145H159ZM262 144V145H261ZM8 145H9V147H8ZM113 145H115V148H113V149H111L112 147H114ZM154 145H155V148H154ZM168 145V146H167ZM190 145V146H189ZM242 145V144H241ZM240 145V146H241ZM254 145V146H253ZM26 146V147H25ZM29 146V147H28ZM100 146V147H99ZM126 146V147H125ZM130 146V147H129ZM151 146H152V148L153 149H151ZM249 146H250V148H249ZM263 146V147H262ZM7 147V148H6ZM75 147H77L78 149L77 150H74L75 149ZM137 147V148H136ZM147 147V148H146ZM160 147V148H159ZM257 149H256V148ZM30 148V149H29ZM40 148L41 149H38V150H43L42 149V147L40 146ZM98 148V149H97ZM139 148V149H138ZM195 148V149H194ZM210 147H208V148H206V152H205V154L208 152L209 154H207L208 156H210L211 155V153H212V156H213V154H214V156L220 151V150H218V148H216V150L215 149H209ZM239 148V149H240ZM252 148V149H251ZM28 149V150H27ZM82 150L81 151V153H80V151H78V150ZM125 149V150H124ZM131 149V150H130ZM144 149H146V157H144L143 155H145V150ZM208 149V150H207ZM249 149H251V150H249ZM26 150H27V152H26ZM29 150H30V152H29ZM50 150H52V151H50ZM94 150V151H93ZM113 150V151H112ZM143 150V151H142ZM154 150V151H153ZM195 150V151H194ZM210 150V151H209ZM218 150V151H217ZM247 150H248V153H247ZM259 150V151H258ZM84 151V152H83ZM110 151H112L113 153H115L114 155L112 154V152L111 153H109ZM136 151V152H135ZM163 151V152H162ZM212 151V152H211ZM250 151V152H249ZM258 151V152H257ZM138 152H139V154H142V157L141 156H139V154H138ZM141 152V153H140ZM148 152H149V156H148ZM153 152V153H152ZM155 152V153H154ZM162 152V153H161ZM192 152V154H190ZM214 152V153H213ZM25 153H27V155L25 154ZM29 153V154H28ZM34 153H37V152H34ZM71 153H72V155H71ZM78 153V154H77ZM250 153H251V155H250ZM74 154H77L79 157H77L76 155L74 156ZM88 154V155H87ZM111 154L113 155V156H115L114 157V159H115V161H113L114 159H112L111 161L112 162H110V156H111ZM131 156H130V155ZM243 154H246V156H244L243 157ZM254 156H253V155ZM25 155V156H24ZM113 156H112V158H113ZM137 156H139V158H136ZM169 156V157H168ZM191 156V157H190ZM194 156V157H193ZM241 156V157H240ZM258 156V157H257ZM25 157V158H24ZM67 159H66V158ZM71 157V158H70ZM75 157V158H74ZM93 157V158H92ZM96 157V158H95ZM143 158L142 159V161H141V158ZM155 157V158H154ZM175 157V158H174ZM193 157V159H191ZM244 158L245 159V163H244V160H242L243 161V163H242V161L239 159V158ZM23 158V159H22ZM82 158V159H81ZM131 158H132V161L134 160V162H137L136 164L135 163H132L131 162ZM146 158V159H145ZM162 158V160H160ZM166 158H168V162L166 161ZM185 158V159H184ZM20 159V160H19ZM22 159V160H21ZM64 159V160H63ZM75 159V160H74ZM79 159H81V161H82V164H80V166L78 167L79 169H81L80 170V172H78L79 171V169H77V172L80 174V179H77L78 180V182L76 183V185L78 186H75V185H73L72 183H70V182H66L65 180L67 179H65V177H61L59 174H61L60 172L62 171V168L65 166V164H76L78 161L77 160H79ZM117 159H118V161H117ZM138 159V160H137ZM165 159V160H164ZM179 159V160H178ZM68 160V161H67ZM86 160H88V161H86ZM120 160V161H119ZM125 160H127V161H125ZM143 160H144V162H146V163H144V167H143V169H142V166H141V168L140 169H142V171L139 169V170H135V167H133V166H135V165H137V164H139L138 162L139 161H141V162H143ZM248 160V161H247ZM23 161V162H22ZM64 161V162H63ZM97 161V162H96ZM148 161V162H147ZM156 161V162H155ZM161 161V162H160ZM197 161H199V162H197ZM25 162V163H24ZM61 162V163H60ZM90 164H89V163ZM92 162V163H91ZM107 162H109V163H107ZM117 162H118V164H117ZM119 162L121 163L122 162V164H119ZM125 162H126V164H125ZM164 162H165V164H166V167L164 166V167H162V164H164ZM170 162H172V164L170 163ZM186 162V163H185ZM234 162V163H233ZM86 163V164H85ZM113 163L116 165V168L119 166V167H123L124 165H128V167H130L129 169H128V175H125V174H127V173H125V172H122L121 173V175H120V173L118 172L117 174L118 175H116V177H113L114 175V173L116 172V169L114 170V169H112V168H115V166L113 165ZM123 163H124V165H123ZM132 165H131V164ZM148 163V164H147ZM176 163V164H175ZM179 163V164H178ZM195 163V164H194ZM203 163V164H202ZM232 163V164H231ZM239 163V164H238ZM240 163H242L243 164V166H241L242 164H240ZM14 164V165H13ZM54 165V167H53V165ZM61 164V165H60ZM64 164V165H63ZM113 165L110 169H109V167H110V165ZM161 164V165H160ZM164 164V165H165ZM169 164V166H172V167H169V166H167ZM238 164V165H237ZM16 165V166H15ZM41 165H43V163L41 164ZM142 165H143V163H142ZM233 166V167H236V169L235 168H232V170H231V167H229V166ZM240 165V166H239ZM245 165V166H244ZM247 165V166H246ZM23 166V167H22ZM94 166V167H93ZM97 166V167H96ZM105 166V167H104ZM107 166H108V169H107ZM23 168L21 171H20V169L21 168ZM83 167H85V168H83ZM124 167H126V166H124ZM242 167V168H241ZM53 168L54 169H56V170H54L53 171ZM59 168H61L60 170H59ZM94 168V169H93ZM224 168V169H223ZM228 168V169H227ZM230 168V169H229ZM16 171H15V170ZM58 169V170H57ZM106 169V170H105ZM162 169V170H161ZM206 169V170H205ZM233 169H235V171H237V172H233ZM64 170V169H63ZM90 170H92L91 172H90ZM98 170V171H97ZM106 174L107 173V175H105V176H103V177H101L102 175H104V173L102 172V171ZM110 170V171H109ZM114 170V171H113ZM145 170V171H144ZM225 170V171H224ZM228 170V171H227ZM231 170V171H230ZM240 170V171H239ZM60 171V172H59ZM94 171H96V173H94L93 174V172ZM109 171V172H108ZM130 171H131V173H130ZM140 172L141 171V173H137V172ZM204 171H206V172H204ZM248 173H247V172ZM14 172H15V174H14ZM86 174H85V173ZM146 173V175H145V173ZM150 172V173H149ZM154 172V173H153ZM166 172V173H165ZM229 172H231V173H229ZM53 173V174H52ZM59 173V174H58ZM134 173V174H133ZM143 173V174H142ZM232 173H234V174H238L237 176L236 175H234V174H232ZM19 174H21V175H19ZM53 176H52V175ZM55 174V175H54ZM97 174V175H96ZM101 176H100V175ZM108 174H111V175H113L112 176V180L110 179V177H108ZM122 174H124V175H122ZM137 174V175H136ZM140 174V175H139ZM229 174H230V176H229ZM254 174V173H253ZM36 175V176H35ZM83 175L85 176V177H83ZM145 175V176H144ZM152 175V176H151ZM207 178L206 180H205V177ZM226 175V176H225ZM239 175H241V176H239ZM27 176H28V178H27ZM38 176V177H37ZM125 177L124 179H122V180H120L119 179V177ZM134 176V177H133ZM156 176V177H155ZM167 176H169V178L167 177ZM185 176V177H184ZM223 176V177H222ZM25 177V178H24ZM122 177V178H123ZM126 177H127V179H126ZM139 177H140V179H139ZM167 177V178H166ZM188 177V178H187ZM191 177V178H190ZM200 177V178H199ZM222 177V178H221ZM247 179H246V178ZM21 178H22V180H21ZM43 178V179H42ZM83 178V179H82ZM85 178H86V180H85ZM89 178V180L90 181H88L87 179ZM99 178H100V180H99ZM108 178V179H107ZM196 178V179H195ZM203 178H204V180H203ZM224 178V179H223ZM45 179H47L46 181H45ZM105 179H107L108 181H109V185L108 186H105L107 183H108V181H107V183L105 182ZM168 179V180H167ZM172 179V180H171ZM185 179V180H184ZM83 180V181H82ZM94 181V183H93V181ZM98 180V181H97ZM118 180V181H117ZM137 180H139V182L137 181ZM153 182H152V181ZM158 180V181H157ZM195 180V181H194ZM26 181H27V183H26ZM54 183H53V182ZM92 181V182H91ZM103 181V182H102ZM122 181H124V182H122ZM142 181V182H141ZM253 181V182H252ZM12 182V183H11ZM43 182V183H42ZM49 182V183H48ZM57 182V186L56 185H54V186H52L53 184H55ZM64 182H66V183H64ZM90 183L88 186H87V184L88 183ZM97 182V186H95V183ZM120 182V183H119ZM128 182V183H127ZM136 182L138 183L137 185H136ZM189 182V183H188ZM253 183V185H252V183ZM259 182L261 183V184H259ZM25 183V184H24ZM44 183H46L48 186L46 187V184H45V186L43 187V185H44ZM85 183V184H84ZM87 183V184H86ZM91 183H93V184H91ZM144 183V184H143ZM155 183V184H154ZM163 183V184H162ZM186 183H187V185H186ZM193 183V184H192ZM13 184V185H12ZM51 184V185H50ZM65 184H66V186H65ZM111 184H114L113 186L111 185ZM140 184V185H139ZM143 184V185H142ZM165 184H166V186H165ZM199 184V183H198ZM40 185V186H39ZM62 187H61V186ZM82 185V186H81ZM94 185V186H93ZM104 186V187H102V186ZM111 185V186H110ZM193 185H194V187H193ZM222 185V186H221ZM3 186V187H2ZM6 186V187H5ZM28 186V187H27ZM50 186H52L53 187V190H51L52 189V187H50ZM75 186V187H74ZM79 186H81V188H79ZM85 186V187H84ZM134 186V187H133ZM138 186L140 187V188H138ZM150 186V187H149ZM156 186V187H155ZM250 186V187H249ZM34 187V188H33ZM35 187H36V189H37V187L38 188H40L41 189V191H42V193L40 194L39 192H40V190H38L39 192V196H41L38 200H39V202L40 201H42L41 203L44 205H40V207L39 208H37V209H39L40 211H42V212H37V209H36V207H38L39 205H38V203H37V201H36V203L34 202L33 204H36V205H33L32 204V202H31V199H29V201L31 202V205L30 204H28L27 202V199L29 198V197H27L28 195V193L30 194L31 193V191L33 192L34 191V189H35ZM41 187H43V188H41ZM61 187V188H60ZM90 187V188H89ZM95 188V189H97L96 191H98V190H100L101 192L103 191V192H106V190L108 189V188H110V187H113L114 189H113V192H112V194L111 195H108V197H106L105 196V194L106 193H102L103 195H102V197L99 195V194H101V193H98V192H96L95 191V189H92V188ZM99 187H101V188H99ZM106 187H107V189H106ZM135 187H137V188H135ZM175 187V188H174ZM192 187V188H191ZM220 187H221V189H220ZM254 188V189H251V188ZM4 188H5V190H4ZM27 188V189H26ZM45 188H46V190H45ZM56 188H58L59 190H60V192H59V190H57ZM87 188V189H86ZM129 188V189H128ZM130 188H132L131 190H130ZM165 188H166V190H165ZM241 188V189H240ZM7 189V190H6ZM17 189V190H16ZM79 190V191H75V190ZM86 189V190H85ZM104 189H105V191H104ZM117 189V190H116ZM134 189V190H133ZM137 189H139V190H137ZM161 189V190H160ZM162 189L163 190H165L164 192L166 193H164L165 194V196H164V194L163 193H160V192H162ZM168 189V190H167ZM172 189V190H171ZM190 190V192L192 193V194H190L191 195V197L190 196H188L186 193H187V190ZM243 189V190H242ZM250 189H251V191H250ZM46 192H45V191ZM49 190V191H48ZM57 191V192H54V191ZM142 190V191H141ZM156 190V191H155ZM158 190V191H157ZM236 190V191H235ZM239 190H240V192H239ZM247 190V191H246ZM17 191H19V193H17ZM50 192V193H48V192ZM52 191H53V193L55 194V196L52 194ZM62 191H64V192H62ZM70 191V192H69ZM83 191V193H85V195L83 194V193H81ZM93 191H95L96 193H98V194H95V192H93ZM99 191V192H100ZM137 191V192H136ZM139 191V192H138ZM155 192V193H152V192ZM160 191V192H159ZM169 191V192H168ZM245 191H246V193H245ZM45 192V193H44ZM78 192V193H77ZM144 194H143V193ZM158 192H159V194H158ZM189 191H188V194L190 193ZM251 192V193H250ZM38 193H37V195H38ZM45 194V195H49L50 196V194L51 195H53L54 196V198L51 196V197H49V198H47V200H46V197L45 198H43L42 197V194ZM68 193V194H67ZM77 193V194H76ZM113 193H116V194H114L113 195ZM141 193V194H140ZM173 193V194H172ZM236 193H238V194H236ZM241 193L243 194V195H241ZM248 193V194H247ZM16 194V195H15ZM18 194V195H17ZM19 194H21V196L19 195ZM43 194V195H44ZM76 194V195H75ZM81 194V195H80ZM83 194V195H82ZM139 194V195H138ZM157 194V195H156ZM182 194V195H181ZM186 194V195H185ZM235 194V195H234ZM247 194V195H246ZM251 194V195H250ZM25 197H24V196ZM27 195V196H26ZM78 195V196H77ZM87 195H88V198H87ZM92 195V197L96 200L97 199V197L99 198L98 200H97V204H98V202H100V205H101V203H102V207H103V203L105 204V208L107 209L106 211H105V209L104 208H102V210L104 211V212H107L108 211V213L106 214H103L104 212L101 210V208H100V206H98V205H95L94 207H93V205L91 206L90 205V207H91V211H92V209H93V211H92V213H98V212H96V211H94L95 210V207L96 208H98V209H96L97 211L98 210H101V211H99L100 213L99 214H101L102 213V218H103V215H105L104 216V218H103V220H102V218H101V220L98 222V220L97 221H95V223L97 222V224H93L94 226H92V223H94V222H89L91 225L90 226H92V227H95V226H97V227H95V228H98V229H93L92 227L91 228H87V229H80V227H79V229L83 232V234H86V237H84L85 235H83L82 234V232L79 230V229H77L76 227H78L79 225L77 224V221H78V223H80L79 221L80 220H82L83 221V219H82V217H81V219L79 218V216H77V214L78 215H80V213H81V215H82V212H83V215L82 216H84V211H85V209H84V207L83 206H81L83 203H81V202H84V204L86 203L87 205H89L93 200H92V197H89V196H91ZM154 195H156L155 197H154ZM158 195L160 196V198H158ZM162 195V196H161ZM218 195H219V197H218ZM240 195V196H239ZM246 195V196H245ZM253 195H254V197H253ZM19 196V197H18ZM22 196H23V198H22ZM38 196V197H39ZM109 196H110V198H109ZM112 196H113V198H112ZM164 196V197H163ZM170 196V197H169ZM187 197V198H183V197ZM217 198H216V197ZM228 196H230V198L228 197ZM233 198H232V197ZM245 196V197H244ZM250 196V197H249ZM9 199H8V198ZM14 197V198H13ZM16 197V198H15ZM19 199H18V198ZM20 197H21V199H20ZM56 197L57 198H59L60 197V199H56ZM70 197L72 198V199H70ZM85 197V198H84ZM104 197V198H103ZM147 197V198H146ZM189 197V198H188ZM236 197L238 198V200L236 199ZM242 197H244V198H242ZM1 199V200H4V199ZM25 198H27L26 200H25ZM51 198H53L54 200H52ZM66 198V199H65ZM89 198H91L89 201L87 200V199H89ZM111 198H112V200H111ZM158 198V199H157ZM191 198V199H190ZM195 198V199H194ZM219 198V199H218ZM223 198V199H222ZM251 198H253V200L251 201ZM17 199V200H16ZM24 199V200H23ZM42 199H44V200H46L47 202H48V204H47V202H45L44 200H42ZM62 199H64V200H62ZM70 199V200H69ZM80 199V200H79ZM82 199H83V201H82ZM101 199V200H100ZM186 199V200H185ZM194 199V201H192ZM198 199V200H197ZM200 199H201V197H200ZM202 199H204V198H202ZM201 199V200H202ZM217 199V200H216ZM232 199V200H231ZM235 199V200H234ZM242 199V200H241ZM245 199H246V202H247V206H245L246 204V202H245ZM248 199V200H247ZM15 200V201H14ZM51 200V201H50ZM56 200H57V202H56ZM66 200H68V201H66ZM100 200V201H99ZM110 200V201H109ZM128 200V201H127ZM183 200L184 201H186L188 204L186 205V204H184V203H186V202H184V203H182L183 202ZM189 200V201H188ZM207 200V199H206ZM205 200V201H206ZM216 200V201H215ZM22 201H24V202H22ZM27 201V202H26ZM44 201V202H43ZM52 201H53V203H56V204H54V206H50L51 205V203H52ZM60 201V202H59ZM112 201V202H111ZM113 201H114V203L115 204H117V205H115L114 203H113ZM182 201V202H181ZM191 201V202H190ZM217 201H219L218 203H220V204H217ZM237 201H241V203H240V205L238 204H236V202ZM245 202L244 204H243V202ZM253 201H254V203H253ZM18 204H17V203ZM19 202H20V205H19ZM26 202V203H25ZM29 202V203H30ZM62 202H64V204L62 205ZM90 202V203H89ZM106 202H108V203H106ZM120 202V203H119ZM1 203H2V201H1ZM53 203H52V205H53ZM60 203V204H59ZM77 203V204H76ZM79 203H81L80 204V207H82V209H83V211H81V210H78V209H80V208H78L79 207ZM89 203V204H88ZM109 203H110V206H111V208L112 209H114V210H111V208H110V206H109V208H108V205H109ZM112 203V204H111ZM181 203V204H180ZM196 205H195V204ZM198 203V204H197ZM232 203V204H231ZM236 205H235V204ZM239 203V202H238ZM251 203H253L254 204V206H252L251 208H250V206H248V205H250ZM40 204V203H39ZM48 205V207H51V208H47L46 206ZM50 204V205H49ZM85 204V205H86ZM192 204V205H191ZM199 204H201V205H203V204H206L207 206H209L210 204V207L209 208H213L214 209V211L215 212H220L219 210H221V212L222 213H228V214H232V211H233V215H231L232 216V220H236V217L239 219L237 222H240V224L239 223H237L236 221H235V223H234V221H232V223H231V221L229 222V225H228V227H226L224 224V227H226L227 228V230L228 229H232V228H230V227H233V225L235 226L234 228H235V231H233V229H232V232H231V234H233L234 236H229L230 235V232H229V234H228V236L229 237H232V238H230V243H232V247H233V251L234 252H228L229 253V255H228V253L226 252L227 251V248L225 249V238L222 240V236L220 235V233L218 234V233H216V235H219V237L220 238H218V236H215V234L214 233H210L209 231L210 230H204V231H207V232H204L203 230H199V229H194L193 231H191V229L189 228L188 229V227H190L191 226V220H192V215H193V217L195 218V222L197 223V219H199V218H201L202 216H199V217H197V215H200L202 212H203V210L202 211H200L201 209H198L197 207L199 206ZM219 205L218 207H219V210H216L217 208H214L215 207V205ZM230 204V205H229ZM252 204V205H253ZM19 205V206H18ZM33 205V206H32ZM75 205H76V207H75ZM84 205V206H85ZM138 205V206H137ZM182 205V206H181ZM187 207H186V206ZM194 205V206H193ZM227 205H229L228 207H227ZM234 205V206H233ZM30 206L32 207V208H30ZM135 206V207H134ZM212 206V207H211ZM222 206V208H220ZM241 206L243 207V208H247V209H243V208H241ZM245 206V207H244ZM255 206H256V209H255ZM43 207H44V211L42 210L43 209ZM118 207H119V209H118ZM186 207V208H185ZM224 207H225V209H224ZM30 209V210H27V209ZM41 208V209H40ZM66 208V209H65ZM194 208V209H193ZM236 208H238V209H236ZM249 208V209H248ZM252 208H253V210H252ZM259 210H258V209ZM35 209V210H34ZM123 209V210H122ZM125 209V210H124ZM162 209V210H161ZM200 211V214H199V211ZM228 209V210H227ZM240 209V210H239ZM251 209V213L249 212V211H247V210H250ZM27 210V211H26ZM32 210V211H31ZM116 210V211H115ZM122 210V211H121ZM237 210V211H236ZM239 210V211H238ZM246 210V211H245ZM256 210V211H255ZM3 211V212H2ZM46 211H48L49 212V214L46 212ZM51 211V212H50ZM53 211H55V212H53ZM118 211H119V213H118ZM125 212L126 213V215L124 216V218H125V220H124V218H123V214H121V212ZM163 211V212H162ZM192 211V212H191ZM230 211V212H229ZM5 212H7V213H5ZM15 212V213H14ZM78 212V213H77ZM80 212V213H79ZM112 212V213H111ZM114 212V213H113ZM117 212V213H116ZM165 212V213H164ZM167 212V213H166ZM176 212V213H175ZM240 212V213H239ZM245 212V213H244ZM249 212V213H248ZM255 212V213H254ZM30 213H31V215H30ZM42 213L44 214V215H42ZM52 213V214H51ZM109 213H111V214H109ZM170 213H172L171 214V216H170ZM189 213V214H188ZM191 213V214H190ZM193 213H195V214H193ZM236 213V214H235ZM238 213V214H237ZM244 213V214H243ZM254 213V214H253ZM260 213V214H259ZM29 214V215H28ZM35 214V215H34ZM47 214V215H46ZM61 214V215H60ZM73 214H74V216H75V218L74 219H71L72 217H73ZM115 214V215H114ZM161 214H163V215H161ZM174 214V215H173ZM175 214H179V215H176V217H175ZM34 215V216H33ZM40 215V216H39ZM109 215V216H108ZM166 215V216H165ZM201 215H203V214H201ZM262 215V216H261ZM37 216V217H36ZM42 216H44V217H42ZM129 216V217H128ZM157 216V217H156ZM174 216V219L175 218H178V219H175V221L177 220V222H175V224H174V222H173V224H174V226H173V224L171 225V227L169 226V229H166L165 228V226L166 225H164V222L163 221H165V220H167L168 218H170V217H173ZM178 216V217H177ZM181 216H183V217H181ZM234 216H236V217H234ZM241 217V218H239V217ZM260 216V217H259ZM11 217V218H10ZM71 217V218H70ZM120 217H122L123 218V220L120 218ZM126 217H127V222H126ZM156 217V218H155ZM165 217V218H164ZM243 217V218H242ZM248 218V220H247V218ZM33 218V219H32ZM114 218V219H113ZM132 218V219H131ZM136 218H138V219H136ZM181 218V219H180ZM183 218V219H182ZM190 219V221H188L187 219ZM246 219L245 220V222H243V219ZM251 218V219H250ZM16 219V220H15ZM22 219H23V221H22ZM35 219V220H34ZM77 221H76V220ZM80 219V220H79ZM142 219H143V221H142ZM146 219V220H145ZM149 219V220H148ZM153 219V220H152ZM155 219V220H154ZM163 219V220H162ZM254 219L256 220V219H258L257 221H255L254 222ZM14 220V221H13ZM20 220V221H19ZM29 220V221H28ZM40 220V221H39ZM43 220H46V221H43ZM56 221L57 220V222H58V225H59V223L60 222H62V223H60V225L58 226L56 223L57 222H55V225H54V221ZM72 220H74L72 223H71V221ZM129 220V221H128ZM131 220V221H130ZM140 220L142 221V223H140ZM180 220H182V221H180ZM186 220V221H185ZM8 221V222H7ZM24 221H26V222H24ZM31 221V222H30ZM33 221V222H32ZM51 221V222H50ZM81 221V222H82ZM107 221V222H106ZM133 221V222H132ZM135 221V222H134ZM145 221V222H144ZM153 223H152V222ZM162 221V222H161ZM174 221V220H173ZM250 222V227H251V231H249V233H247V234H244V233H241V232H238L236 229H240L241 230V225H243L244 223H248V222ZM260 221V222H259ZM44 222H46V223H44ZM76 222V223H75ZM86 221H84V223H85ZM125 222V223H124ZM144 222V223H143ZM159 222V223H158ZM188 222H190V224L188 223ZM195 222L193 221V224H195ZM243 222V223H242ZM256 222H258V223H256ZM35 223V224H34ZM66 223V224H65ZM124 223V224H123ZM130 223V225H128ZM148 223V224H147ZM158 223V224H157ZM161 223H163V225L161 224ZM43 226L42 228H41V225ZM52 224V225H51ZM61 224H63L62 225V227H61ZM81 224V223H80ZM87 224V225H86ZM86 226L88 227V221L86 222ZM101 224V225H100ZM110 224V225H109ZM123 225V227H125V225L126 226H128L127 227V229L125 228V229H123V227H122V225ZM142 224V225H141ZM176 224H178V225H176ZM230 224H232V225H230ZM253 224V225H252ZM152 225V226H151ZM156 225V226H155ZM238 225H240V226H238ZM37 226V227H36ZM49 226V227H48ZM57 226V230L55 229V227ZM73 226L75 227L74 229H73ZM99 226H101V227H99ZM163 226V227H162ZM188 226V227H187ZM40 227V228H39ZM60 227V228H59ZM122 227V228H121ZM161 227H162V229H161ZM259 227V228H258ZM61 228H64L63 230H61ZM164 228V229H163ZM167 228H168V226H167ZM59 229H60V233H58L59 232ZM76 229V230H75ZM88 229H90V232L89 231H87ZM93 229V232H95L96 231V235H95V233H91V230ZM135 229V230H134ZM253 229V230H252ZM65 230V232H62V231H64ZM73 230H75V231H73ZM98 230V231H97ZM36 231V233H34ZM38 231V232H37ZM115 231V232H114ZM133 231V232H132ZM148 231V232H147ZM197 231V232H196ZM202 231V232H201ZM229 231V230H228ZM263 231V232H262ZM42 232V233H41ZM45 232V233H44ZM68 232V233H67ZM132 234H131V233ZM135 232V235L133 234ZM141 232H142V234H141ZM196 232V233H195ZM237 232H238V235H240V236H243L244 238H245V236H247L248 234V236L246 237V239L248 238V240H247V243H245L246 242V239H244V238H240V236H238L239 238H240V240L242 239V241H245L244 243L241 241V242H239L240 240L238 239V238H236L235 236H237L236 234H237ZM255 232V233H254ZM260 232V233H259ZM29 233H31V235H30V239L29 238H27L26 239V237H29L28 236V234ZM50 233V234H49ZM57 233V234H56ZM108 235H107V234ZM117 233H119V234H117ZM124 233H127V235L126 234H124ZM136 233H139V234H136ZM194 233H195V236H194ZM204 233V234H203ZM208 233V234H207ZM234 233H236V234H234ZM251 233H253V234H255V236H253V238H251ZM35 234V237L36 238H33V235ZM54 234V235H53ZM79 234H81V235H83L82 237H84V241L82 240V242L80 241L81 239H79V244L81 245V246H83V242H84V245L85 244H87L86 246H83V247H81L80 248V246H78V243H77V241H76V243H75V240L76 239H78L77 238V236L79 235ZM93 234V235H92ZM111 236H113L114 234V236L113 237H111ZM124 234V235H123ZM152 234V235H151ZM154 234V235H153ZM196 234H199V236L197 235V237H196ZM202 234V235H201ZM243 234V235H242ZM257 234V235H256ZM25 235H27V236H25ZM40 235V236H39ZM58 235H63V240L62 241H64L65 240V242H61V240L60 239H62V238H60L61 236H59V237H57ZM70 235L72 236V239L73 238H75V239H73L74 240V242H71L72 240L70 239V238H68V237H70ZM75 235V236H74ZM81 235H80V238H82L81 237ZM89 236V242L87 241L88 240V236ZM118 235H119V237H118ZM121 235H122V237H121ZM132 235H134L133 236V238L131 237ZM137 235H139L138 237H137V240L135 239L136 238V236ZM208 235V236H207ZM260 235L261 236H263V237H261L260 238ZM19 236V237H18ZM25 236V237H24ZM74 236V237H73ZM95 236V237H94ZM156 236V237H155ZM187 236V237H186ZM192 236H194V237H192ZM249 236H250V238H251V240H250V238H249ZM23 237H24V239H23ZM79 237V236H78ZM92 237H94L93 239H92ZM103 237V238H102ZM121 237V238H120ZM126 239H125V238ZM130 237H131V239H130ZM142 237H143V239H142ZM167 237V238H166ZM210 237V238H209ZM257 237V238H256ZM42 238V239H41ZM46 238V240L44 241L43 239H45ZM50 238V239H49ZM87 240H86V239ZM116 238V239H115ZM139 238V239H138ZM156 238V239H155ZM191 238H192V240H191ZM203 238H204V240H203ZM260 238V239H259ZM36 239V240H35ZM55 241H54V240ZM66 239H68V240H66ZM93 240V242H92V240ZM103 239H104V241H103ZM125 239V240H124ZM140 239H142V240H140ZM164 240L165 239V243L164 244H162L163 243V241H161V240ZM232 239V240H231ZM234 239H236V240H234ZM244 239V240H243ZM257 241H256V240ZM32 240V241H31ZM43 240V241H42ZM70 240V241H69ZM91 240V241H90ZM122 240V241H121ZM133 240V241H132ZM139 240V241H138ZM188 240V241H187ZM196 240H200V243L197 241L196 242ZM201 240H202V242H201ZM220 240H222V242H225L224 244H222V242H220ZM253 240V241H252ZM259 240V241H258ZM21 241V242H20ZM29 241H31V244H29L28 242ZM34 241V242H33ZM70 243H69V242ZM102 241V242H101ZM120 243H118V242ZM124 241V242H123ZM133 242V243H131V242ZM136 241V242H135ZM141 241V242H140ZM190 241V242H189ZM194 241V242H193ZM227 241V240H226ZM235 241L237 242V246L235 247ZM255 241V242H254ZM261 241H262V243H261ZM27 242V243H26ZM36 242V243H35ZM59 242V243H58ZM69 244L68 246H67V243ZM86 242V243H85ZM89 244H88V243ZM90 242H91V244H90ZM96 242V243H95ZM104 242V243H103ZM137 245H139L138 247H139V249H138V247H136V244ZM140 242V243H139ZM144 242V243H143ZM157 242V243H156ZM162 242V243H161ZM192 242V243H191ZM211 242V243H210ZM219 242V243H218ZM248 242H250V243H253V244H251V245H249L250 243H248ZM33 243V244H32ZM45 243V244H44ZM60 243H62V244H60ZM64 243H66V244H64ZM71 243H74V244H72L71 245ZM100 243V244H99ZM141 243H143L142 245H141ZM145 243H146V246H145ZM167 243V244H166ZM170 243V244H169ZM184 243H185V245H184ZM186 243H188V244H186ZM201 243H202V245L203 244H205V245H201ZM222 245H221V244ZM242 243V244H241ZM27 246H26V245ZM34 244H35V246H34ZM44 244V245H43ZM59 244V245H58ZM116 244V245H115ZM135 244V248H132L133 247V245ZM156 244H158L159 245V248L160 247H162L161 248V250L159 251V249L156 247ZM172 244V245H171ZM179 244H180V247L182 246V248H183V250H182V248L181 249H179ZM220 244V245H219ZM3 245V246H2ZM36 245H37V248H38V250H40V251H38V250H36L37 248H36ZM39 245V246H38ZM43 245V246H42ZM66 245V246H65ZM70 245H71V247H70ZM96 245V246H95ZM110 245H111V247H112V249H111V247H110ZM155 245V247L153 248V246ZM161 245V246H160ZM167 245H168V247H167ZM197 245H201L199 248L197 247ZM241 245V246H240ZM246 245V247H244ZM261 245H263V246H261ZM57 246V247H56ZM105 246V247H104ZM131 246V247H130ZM145 246V247H144ZM149 248H148V247ZM165 246H166V248H165ZM170 246L172 247V248H170ZM174 246V247H173ZM176 246H178V247H176ZM222 246H224V247H222ZM239 246V247H238ZM36 249H35V248ZM40 247V248H39ZM42 247V248H41ZM68 247V248H67ZM88 247V248H87ZM110 247V248H109ZM115 247H116V250H118V251H116L115 250ZM126 247H128V248H126ZM151 247V248H150ZM241 247V248H240ZM44 248H46V249H44ZM63 248V249H62ZM92 248V249H91ZM118 248V249H117ZM120 248H123L122 250H123V252H122V250H121V252H120ZM126 248V249H125ZM130 248V249H129ZM143 248V249H142ZM155 249V248H157L156 250V253H155V251H153V250H151V249ZM169 248V249H168ZM190 248V249H189ZM192 248V249H191ZM194 248H196V249H194ZM203 248V249H202ZM205 248H206V250H205ZM236 248V249H235ZM44 249V250H43ZM68 249H69V251H68ZM86 249V250H85ZM89 249H90V251H89ZM131 251V250H133V252L135 251L134 249H138V250H136V252H134L133 253V256L131 255L132 254V252L130 253L129 252V250ZM148 250V253H149V251H150V253L149 254H151V256L153 257V256H155V257H151L149 254L145 257V260H144V257H142V255H141V253L143 252V250ZM174 249V250H173ZM224 249L226 250V251H224ZM111 250V251H110ZM126 250H127V252H129L128 254L129 255H131V257L129 256V255H127L126 253H124V252H126ZM185 250V251H184ZM193 250V251H192ZM199 250V251H198ZM223 250V251H222ZM237 250H243V251H237ZM245 250V251H244ZM55 253H53V252ZM64 251V252H63ZM80 251V252H79ZM84 253H83V252ZM87 251L89 252V253H87ZM102 251V252H101ZM190 251V252H189ZM192 251V252H191ZM222 251V252H221ZM36 252H39V253H36ZM52 252V253H51ZM67 252V253H66ZM72 252V253H71ZM118 252H119V254H118ZM140 252V253H139ZM184 252V253H183ZM187 252V254H185ZM225 252H226V254H225ZM236 252H237V256H234V254L236 255ZM238 252H242V253H244V255H243V257H242V255H241V253H239L241 256L240 257H238L239 256V254H238ZM35 253V254H34ZM43 253V254H42ZM80 253V254H79ZM86 253H87V256H86ZM121 253V254H120ZM125 255V257H126V255H127V257L129 258V259H125L124 258V256H123V254ZM190 253V254H189ZM222 253V254H221ZM230 253H232L231 255H230ZM249 254V256L250 257H248L247 258V256H248V254ZM263 255H262V254ZM30 254H32V255H30ZM53 254H54V256H53ZM75 257H73L72 255ZM92 254V255H91ZM98 254V255H97ZM108 254V255H107ZM139 254H140V256H139ZM156 254V255H155ZM206 254V255H205ZM254 254V255H253ZM38 255H41L40 257L38 256ZM52 255V256H51ZM55 255H56V257H55ZM79 255H81V256H79ZM119 255H121V256H119ZM170 255H171V258H170ZM176 255V256H175ZM223 255V256H222ZM225 255V256H224ZM227 255L229 256V258H227ZM35 256V257H34ZM71 256L75 259H71ZM96 256V257H95ZM134 256H136V257H134ZM137 256H139V258L137 259ZM175 256V257H174ZM222 256V257H221ZM259 256H260V258H259ZM31 257V258H30ZM32 257H34V258H32ZM52 257H54V258H52ZM66 259H65V258ZM87 257V258H86ZM152 258V261L150 260L151 258ZM190 257V258H189ZM194 257H196V258H194ZM232 257V258H231ZM235 257L236 258H239L238 260L236 259V260H234L235 259ZM258 259H257V258ZM69 258V259H68ZM94 258H95V260H94ZM98 258H100V259H98ZM121 258H122V260H121ZM123 258H124V260H123ZM133 258H135V260H133ZM155 258V259H154ZM190 260H189V259ZM193 258V259H192ZM199 258V261L197 260ZM227 258V259H226ZM30 259H32V260H30ZM146 259H149L148 261H151V263L149 262H147L146 261ZM155 260V262H154V260ZM218 259H221V260H218ZM229 259V260H228ZM40 260V261H39ZM58 260V261H57ZM82 260V261H81ZM131 260V261H130ZM141 260H143V262H141L140 263V261ZM173 260V261H172ZM193 260H195V262L193 261ZM218 260V261H217ZM223 260V261H222ZM228 260V261H227ZM248 260V261H247ZM254 260V261H253ZM257 261V263H256V261ZM9 261V262H8ZM68 261H69V263H68ZM89 261V262H88ZM107 261V262H106ZM134 263H133V262ZM146 261V262H145ZM196 261H197V263H196ZM220 261V262H219ZM234 261V262H233ZM96 262V263H95ZM154 262V263H153ZM199 262V263H198ZM215 262V263H214Z\"/></svg>",
  "mask_w": 264,
  "mask_h": 264
},
{
  "label": "bare ground",
  "instance_id": "bare-ground-1",
  "mask_svg": "<svg viewBox=\"0 0 264 264\" xmlns=\"http://www.w3.org/2000/svg\"><path fill=\"white\" fill-rule=\"evenodd\" d=\"M0 1H3V0H0ZM5 2H6V0H4ZM8 1V0H7ZM10 1V0H9ZM92 1V0H91ZM98 1V0H97ZM101 1V0H100ZM146 1V0H145ZM147 1H149V4H151L150 5V7L152 6V13L151 14H148L147 16H145L144 17V15H143V17H144V24L142 25L143 26V28L142 29H139L141 32H139L138 31V28H136V32H134L132 35L134 36V38L133 37H130V35L131 34H129L130 33V29H131V26H132V24L130 25V23H129V26H127V27H125V37H127V34L129 35V41H128V39L126 40V41H128V43L129 42H131V40H130V38L133 40V39H141V35L142 34H145V32H150V31H152L154 28H161V27H166L165 28V30H164V32L160 35V37L157 39V41H156V44H154V45H156L155 46V49L152 51L153 53H155L154 55H152V56H155V57H151V58H148V57H144L145 56V53H147L148 54V52H150V53H152L150 50H151V48L149 47V51L148 52H145L144 53V56L143 55H139L140 53L139 52H137V53H139L137 56H135L134 57V55L136 54L134 51V55H133V59L131 58L130 59V61L128 60V62L130 63L129 64V66H128V68H125V69H122V66L119 68L118 67V70H116V71H114V72H116V74L114 75V76H112V78L110 77V78H103V75H105L106 73H108L110 70H111V68H110V66H113L114 64L112 63V62H107L109 59H110V57L108 58V56H104L102 53H95V52H93V51H91V48H90V50H89V52L86 50L87 48H86V46L88 45V44H85V42H86V40L83 38V40H85V42H84V44L86 45H84L85 47H83V50H81L82 48L80 47H78L79 48V52H76V53H78L79 55H81V56H84V57H86L87 58V60H88V58H89V61H83V62H81L82 60H84L83 58L84 57H82L81 58V63L80 62H78L77 61V59H76V63H80L81 65H82V67L80 66V64L78 65V64H75L73 67H72V62L74 61L75 62V58H74V56L72 57V54L73 53H71V52H73V51H68L66 54V58H67V56L69 55L70 56V53H71V59H73V61L72 60H70V59H66L65 57H63L64 55V52H65V50L63 51V54H61L60 55V53L61 52H59L60 50L59 49H57L56 50V48H58V45L57 46H55V51L50 47V45L51 44H48L49 46L47 47L46 46V49H45V52H46V54H47V57L48 58H50V60H51V64H54L53 66H51V71H54L55 69H56V71H58V76H52L51 74H48V75H50L51 77H54L55 79H59V80H56V82L54 81V82H52L51 84H52V87L54 86V88H58V86H60V84H63V80L64 81H66V78L68 77L67 75H70L69 77H71L72 75H75L77 72H76V68L78 67V66H80L85 72H87V71H90V72H92V74H93V76L91 77L92 79H86V77L84 78V75H79V74H77V75H75L74 76V78H71L70 79V81H73V83H75L76 84V82L77 83H80V85L79 86H81L82 88H83V86H89V85H91V84H93V86H89V88L88 89H90V91L88 92V93H86V95L85 96H83V98H82V96L81 97H79V98H81L80 100H82L81 102H84V103H89V102H94V100L96 101L97 99H95L97 96H100V94H102L101 92H103L106 88H108V87H110V85H120V86H122V85H125V84H129V85H132V87L134 86H138V85H140V84H143V85H145V86H149V87H146V88H149V91H150V89L153 87V88H158V86H159V84L161 85L162 83H163V78H164V81H166V77H167V75L166 74H168V71H169V73L172 71L173 73H176V74H183V73H187V74H189V77L186 79L185 77V80H183V79H181V78H183V76H184V74L183 75H181V78H180V75H179V78L177 79V82H176V84H178V83H183V85H185V86H183V85H175V87L176 88H178V90H176V88H174L175 89V91H174V89L173 90H170V89H172V87H173V85H172V83H171V81L169 80V74H168V80L170 81V83L168 82H165V83H167V84H170L171 85V88L169 89L170 91H173L174 92V96L172 97V99H173V103L175 102V103H178V102H181V104H182V102H184V103H186V104H188L189 106L188 107H190V109H192L193 110V108H194V110L195 109H197L198 110V112H197V110H196V113L199 115L200 114V116H199V118H197V116H196V114H195V111H194V114L195 115H193V112H192V121L191 120H186V119H183V120H185V122L187 121V123L188 124H186V126L187 127H185V128H188L189 129V127H191V128H194V129H197L199 132H197V133H199V137L201 138V141H199L198 142V146H197V150L194 152V153H196V156H197V154H198V157L200 158L199 160H201L203 163H204V165H208L209 166V169H208V174L207 175H205L206 177H208V179L205 177V182H198V180L199 179H197V185H195V187H194V185H193V187L195 188V189H193L192 191V193L190 192V190L188 189L187 190V195L188 196H190L191 197V195L190 194H192V196L193 195H195L196 196V198L197 197H199V200L197 201L198 203L200 202V201H203L204 203H211L212 204V201H210L209 202V200L211 199V197H214V193H216V191H217V193L220 191L219 190V187H218V189H217V184L219 183V181H217V177H219L220 176V174L218 175V172L220 171H223L222 170V167H225L226 168V165L228 164V162L229 161H234V160H237V158H236V156H238V152H239V150H242V148H243V143H242V139L244 140V138L243 137H245L246 138V136H245V131H247V130H243L242 129V126L239 124V125H232V123L233 122H235L233 119H231V120H229V115L231 114V112H232V114L233 113H235V106L233 105L234 103L235 104H237V102H238V107H239V102L240 101H235V99L237 98V96L239 97L240 96V94L239 95H237V96H235V95H233V96H235V97H233V99H234V101L231 103V96H228L229 97V101L227 100V98L228 97H226L225 95H226V92H227V89H225V90H222V91H225V93L224 92H222V91H220V92H222V93H224V96H223V94H221L217 89H216V86H217V84L219 85V83H221L223 86H222V88L225 86V82H226V76H224L223 77V74L225 73V70L227 69V68H230V70H234V72H236V71H238L237 73H239L240 72V69L241 68H243L245 65L247 66V64H248V61H250V60H254V59H252V57H251V55L250 54H252V56H253V58H254V55L253 54H256L255 55V57H257L258 58V60H256V58H255V60L253 61V64L255 63V61H258L256 64H258L261 68L262 67H264V42L263 41H261V40H259V39H257L258 38V35L257 34H255V35H257V40H256V42H255V44H254V46H250V45H248V41H246V43L247 44H245V43H242L240 40H242V39H240V40H238V38L236 37V33L234 34V32L233 33H231V32H229V33H231L228 37H227V35L225 36V35H218L219 33H222V32H224V30L222 29V25L224 24V26H225V21L227 22V20H229V18H231L232 17V20L231 21H233V17L235 18V16H236V18H238V19H236V20H238V21H234V22H239L240 21V19H242V22H241V24L242 23H244V20L247 22L248 20L245 18L244 20H243V18L245 17V15H244V13H245V11L248 13V14H250V15H248V16H246V17H249V20L251 19V15L253 16L252 18H253V21H254V19L255 18H257L256 19V21L258 20V17H261V13H262V11H261V13L259 12V11H257V10H259L260 8H262V10L264 11V0H253V1H255V2H253L252 0H248L247 2H244L245 0H222V1H220V4L222 3H224L223 1H229L232 5H233V7L235 6V9H237V11H236V13L234 12L235 11V9L233 10V12H234V14H233V12H232V14L233 15H231V17H228V13L226 12V7H224L223 8V5H227V4H221L220 5V7H214L213 8V6H212V8L213 9H215V11H216V13L219 15V20L220 19H224V20H220V23H221V21H223L222 23H221V25H220V28H218V27H216L215 25H213V24H216V23H219L218 21L216 22V23H212V24H206V25H203L204 23H205V19H203V17L205 16L204 14H198L200 17H199V19L202 17V19L204 20L202 23H201V25H198V26H200V27H198V26H196V23L194 24V22L196 21V15H194L192 12V15L190 16L189 15V17H183L185 20H183V19H181L182 20V22H181V20L180 19H178V20H180V22H181V24L180 25H176V24H170V23H168L166 20H165V14L167 15V13H168V10H169V8H170V6H172V5H174V4H170L171 2V0L169 1V0H147ZM176 1H178V0H174V2L176 3ZM209 1V0H208ZM218 1V0H217ZM13 2V1H12ZM16 2V1H15ZM26 2V1H25ZM95 2V1H94ZM112 2V1H111ZM110 2V3H111ZM123 2V1H122ZM127 2H129L128 0H127ZM132 2H134V1H132ZM138 2V1H137ZM192 0H191V2H190V0H179L177 3H178V5H177V3H176V6H178L179 8L180 7H182V8H184V7H190V4H192ZM197 2H199V0L197 1ZM8 3V2H7ZM18 3V2H17ZM16 3V4H17ZM28 3V2H27ZM27 3H26V5H27ZM29 3H31V2H29ZM89 3H90V1H89ZM119 3H121V2H118V4ZM130 3H131V1H130ZM201 3V2H200ZM208 3V2H207ZM215 2H213V4H214ZM219 3V2H218ZM230 3H229V5H230ZM3 4V3H2ZM2 4H1V6H2ZM14 4V3H13ZM20 4V3H19ZM22 4V3H21ZM69 4V3H68ZM84 4V3H83ZM123 4H124V2H123ZM140 5H142L141 7H144L145 8V6H143V4H142V1H140V3H139ZM193 4H194V2H193ZM204 4V3H203ZM202 4V5H203ZM206 4V3H205ZM217 4V3H216ZM215 4V5H216ZM258 5V7L257 6H255V5ZM7 5V4H6ZM80 5V4H79ZM100 5V4H99ZM103 5V4H102ZM101 5V6H102ZM117 5V4H116ZM115 5V6H116ZM119 5H121V4H119ZM119 5H117V6H119ZM130 5H134L133 3L132 4H130ZM200 5V4H199ZM200 6V7H202L201 9L203 10V8H204V6ZM228 5V6H229ZM0 6V7H1ZM4 6H5V4H4ZM9 6H11V4L9 5ZM65 6V5H64ZM66 6H67V4H66ZM73 6V5H72ZM84 6V5H83ZM104 6H106V5H104ZM136 6V5H135ZM149 6V5H148ZM176 6H174L173 8V10H176L175 9V7ZM219 6V5H218ZM228 6H227V8H228ZM241 6V7H240ZM242 6H243V8H242ZM250 6H255V9L254 8H252V9H250ZM26 7V6H25ZM71 7V6H70ZM96 7V6H95ZM138 7V6H137ZM140 7V6H139ZM199 7V6H198ZM200 7L199 8H196V7H194V8H196V10H198V9H200ZM11 8V7H10ZM86 8H88V7H86ZM120 9L122 8V7H119ZM119 8H116V10L117 9H119ZM129 8V7H128ZM172 8V7H171ZM186 8H184V9H186ZM211 7L209 8L210 10H212V12L214 11L213 9H212ZM28 9V8H27ZM53 9V8H52ZM73 9V8H72ZM84 9V8H83ZM89 10H90V8H88ZM92 9V8H91ZM119 9V10H120ZM147 9H149V8H147ZM184 9H182V11L184 10ZM200 9V10H201ZM230 10H231V7L229 8ZM242 9V11H243V9H244V13H242L241 11H239V10H241ZM250 9L251 10V12L250 11H248V10ZM10 10V9H9ZM85 10V9H84ZM118 10V11H119ZM124 11L125 10V12L124 13H126V11H128V9H127V7L126 8H122L119 12H121V11ZM136 11H137V9H135ZM172 10V11H173ZM201 10V11H202ZM1 11V10H0ZM30 11V10H29ZM138 11H141L142 12V10L140 9V10H138ZM151 11V10H150ZM171 11V10H170ZM169 11V12H170ZM171 11V12H172ZM193 11V10H192ZM201 11H199V12H201ZM206 11V10H205ZM42 12V11H41ZM59 12V11H58ZM119 12H118V14H119ZM141 12H137V14L138 13H141ZM148 12H149V10H148ZM148 12H146V13H148ZM169 13L168 15H170L171 14V16L172 15H174V14H177L178 15V13ZM174 12V11H173ZM178 12V11H177ZM229 12V11H228ZM256 12H259L260 14H257ZM40 13V12H39ZM60 13V12H59ZM63 13V12H62ZM61 13V14H62ZM86 13V12H85ZM115 13V12H114ZM124 13H122L124 16H127L126 14H124ZM134 13V12H133ZM146 13H144V14H146ZM191 13H189V14H191ZM231 13V12H230ZM229 13V14H230ZM3 14V13H2ZM24 14V13H23ZM64 14V13H63ZM62 14V15H63ZM71 14V13H70ZM104 14V13H103ZM110 14V13H109ZM108 14V15H109ZM112 14V13H111ZM132 14V13H131ZM181 14V13H180ZM212 14V13H211ZM241 14H243L244 16H242ZM78 15V14H77ZM106 15V14H105ZM139 15V14H138ZM141 15V14H140ZM185 15V14H184ZM197 15V16H198ZM204 15V16H203ZM214 15H215V13H214ZM213 14H212V16H213V18L215 17V18H217V16L215 15L214 16ZM235 15V16H234ZM259 15V16H258ZM27 16V15H26ZM37 16V15H36ZM73 16H74V14H73ZM102 16V15H101ZM115 16V15H114ZM121 16V15H120ZM131 16V15H130ZM134 16V15H133ZM136 16V15H135ZM25 17V16H24ZM23 17V18H24ZM98 17V16H97ZM106 17V16H105ZM122 17V16H121ZM139 17V16H138ZM142 17V18H143ZM170 17V16H169ZM243 17V18H242ZM263 15H262V17H261V19H263ZM111 18V17H110ZM114 18V17H113ZM126 18V17H125ZM124 18V19H125ZM134 18V17H133ZM141 18V17H140ZM139 18V19H140ZM167 18H168V16H167ZM204 18H206V17H204ZM226 18H228V19H226ZM40 19V18H39ZM69 19V18H68ZM102 19H103V17H102ZM102 19H100L99 17H98V22H99V20H102ZM130 19V18H129ZM129 19H127V21L129 20ZM138 19V18H137ZM170 19H171V17H170ZM198 19V18H197ZM226 19V20H225ZM260 19V18H259ZM118 20V19H117ZM116 20V21H117ZM126 20V19H125ZM208 20V19H207ZM212 20H214V19H212ZM264 20V19H263ZM25 21V20H24ZM71 21V20H70ZM93 21V20H92ZM96 21V22H97ZM104 21V20H103ZM108 21H109V19H108ZM107 21V22H108ZM119 22H121L120 21V19L118 20ZM130 21H131V19H130ZM134 21V20H133ZM133 21H131L132 23H133ZM137 21V20H136ZM199 21V20H198ZM216 21V20H215ZM230 21V20H229ZM230 21V22H231ZM253 21H252V24L251 25H253V28L255 27V25L254 24H256V22H254V24H253ZM260 20H258V22H259ZM90 22V21H89ZM112 22V21H111ZM110 21H109V23L108 24H110L111 23ZM122 22H123V20H122ZM121 22V23H122ZM129 22V21H128ZM139 22H142L141 20H139V21H137V24L139 23ZM171 22V21H170ZM200 22H201V19H200ZM208 22V21H207ZM263 22V21H262ZM261 21H260V23L261 24H263ZM6 23V22H5ZM5 23L3 22L2 24H4L5 25ZM16 23V22H15ZM21 23V22H20ZM93 23V22H92ZM95 23V22H94ZM104 23V22H103ZM116 23H118V22H116ZM115 22H113V24H116ZM136 23V22H135ZM174 23H175V21H174ZM249 23H250V21H249ZM249 23H247V24H249ZM90 24V23H89ZM98 24V23H97ZM97 24H94V26H96ZM105 24V23H104ZM107 24V23H106ZM193 24H194V26H193ZM226 24H228V22L226 23ZM230 24V23H229ZM228 24V25H229ZM240 24V23H239ZM259 24V23H258ZM257 24V25H258ZM261 24H259V26H258V28H260V30H261ZM4 25H2V26H4ZM120 25V24H119ZM136 25V24H135ZM134 25V26H135ZM256 25V26H257ZM261 25V26H260ZM40 26V25H39ZM44 26V25H43ZM99 26V25H98ZM102 26V25H101ZM156 26H158V27H156ZM190 26L192 27H197L198 29H196L195 31H198V32H192L191 31V28H190ZM232 26H234L233 24H232ZM239 26V25H238ZM241 26V25H240ZM239 26V27H240ZM5 27V26H4ZM31 27V26H30ZM103 27V28H102ZM102 27H99V28H102V29H104V27H106V25H104V26H102ZM111 27H114L113 29H115V26H111ZM117 27H120V26H117ZM123 27V26H122ZM135 27H137V25L135 26ZM227 27V26H226ZM236 27V26H235ZM6 28H7V26H6ZM90 28V27H89ZM93 28V27H92ZM96 28H98L97 26H96ZM98 28V29H99ZM109 28V27H108ZM224 29H225V27H223ZM238 28V27H237ZM246 28V27H245ZM248 28V27H247ZM250 28H252V26H250ZM251 29V31L249 30V32H253V30L254 31H257L256 30V28H254V29ZM264 28V27H263ZM1 30V33L3 32V31H5L4 29H3V27H1L0 28ZM20 29V28H19ZM78 29V28H77ZM81 29V28H80ZM80 29H78V30H80ZM87 29V28H86ZM85 29V30H86ZM91 29V28H90ZM105 29H107V27L105 28ZM104 29V30H105ZM113 29H112V31H113ZM156 29H154V30H156ZM163 28H161V30H162ZM195 29V28H194ZM221 29L223 30L222 32H221ZM228 28H226V30H227ZM241 29V30H240ZM242 29L243 28H239V32L240 31H242ZM22 30V29H21ZM45 30V29H44ZM43 30V31H44ZM75 30V29H74ZM104 30H101V31H104ZM132 30V29H131ZM200 30V31H199ZM259 30V31H260ZM16 31V30H15ZM81 31V30H80ZM115 31V30H114ZM121 31V34L120 35H124V34H122L123 32V29L122 30H120ZM133 31V30H132ZM160 31V30H159ZM41 32H42V30H41ZM49 32H51L50 30H49ZM73 32H76V31H73ZM95 32V31H94ZM129 32V33H128ZM162 32V31H161ZM216 32H219V33H217V35L216 36H218L219 38H220V40H221V42H222V44H223V49H221L222 51H225L226 52V56L227 57H229L230 59H226V56L222 53V52H220L222 55H223V57H221V56H219V55H217V52L216 51H218V49L216 50L214 47L216 46V48L218 47V46H222V44H220V45H215L214 47H213V44H215V43H213L214 41V39H216V38H214V39H212L211 38V36H213V34H216ZM239 32H238V34H239ZM245 32L247 33V31H245V29H244V33L243 34H245ZM34 33V32H33ZM43 33V32H42ZM45 33V32H44ZM78 33V32H77ZM87 33H89V32H87ZM104 33V32H103ZM103 33H101V34H103ZM110 33V32H109ZM117 33L119 34V32H118V30H117ZM158 33V32H157ZM3 34H4V32H3ZM25 34V33H24ZM29 34H31V33H29ZM28 34V35H29ZM38 34L40 35V32H38ZM38 34H37V36H38ZM86 34V33H85ZM99 34H100V30H99ZM101 34L99 35V36H101ZM114 34V33H113ZM112 34V35H113ZM141 34V35H140ZM147 34H149V33H147ZM240 34L243 36V34H242V32H240ZM248 34V33H247ZM259 34V36H260V33H258ZM7 35H8V32H7ZM32 35V34H31ZM91 35V34H90ZM110 35V34H109ZM119 35V36H120ZM261 35L263 36V34L261 33ZM14 36V35H13ZM43 35H40V37H42ZM45 36V35H44ZM49 36V35H48ZM98 36V35H97ZM96 36V37H97ZM103 36V35H102ZM101 36V37H102ZM111 36V35H110ZM159 36V35H158ZM237 36H239V35H237ZM242 36H239L240 38L242 37ZM10 37V36H9ZM68 37V36H67ZM91 37V36H90ZM118 37V36H117ZM146 37V36H145ZM36 38V37H35ZM79 37H77V39H78ZM85 38H86V36H85ZM95 38V37H94ZM100 38V37H99ZM110 38H115V36L114 37H110ZM119 38H121V40L120 41H123V42H125L124 40H125V38H124V40H122L123 39V37H119ZM142 38H144V36L142 37ZM212 40H210V39ZM235 38H237L236 40H234ZM255 37H253V39H254ZM26 39H27V37H26ZM25 39V40H26ZM32 39V38H31ZM39 39V37L37 38V40ZM46 39V38H45ZM69 39V38H68ZM90 39V38H89ZM92 39V38H91ZM105 39V38H104ZM116 39V38H115ZM110 40V41H108V42H110L109 43V45L111 46L112 45V48L114 47V48H116V49H112V48H110V46L109 47H107L108 46V43L106 44L107 46V48H109L110 50L112 49L113 51L114 50H116L117 52H119L118 51V47L116 46L117 44L114 42V41H116V40ZM251 39V38H250ZM8 40V39H7ZM15 40V39H14ZM27 40H29V39H27ZM36 40V41H37ZM61 40V39H60ZM74 40H75V38H74ZM82 40V39H81ZM145 40V39H144ZM144 40L142 39V42L144 43ZM249 40V39H248ZM264 40V39H263ZM20 41H21V39H20ZM19 40L18 41H15V42H18V44H19V42H20ZM31 41V40H30ZM33 41H34V39H33ZM35 41V42H36ZM41 41H43V39L41 40ZM40 41V42H41ZM48 41H50L49 39H48ZM52 41V40H51ZM79 41V40H78ZM78 41H74V43L75 42H78ZM89 41V40H88ZM107 41V40H106ZM134 41H137V40H134ZM138 41H141V40H138ZM155 41V40H154ZM153 41V42H154ZM243 41V40H242ZM23 42H24V39H23ZM27 43H28V41H26ZM60 42V41H59ZM63 42V41H62ZM67 42V41H66ZM95 42H97V41H95ZM111 42H114L116 45V47L115 46H113V44L111 43ZM122 42V43H123ZM133 42V41H132ZM39 43V42H38ZM43 43V42H42ZM69 43V42H68ZM83 43V42H82ZM86 43H89L90 44V42H86ZM121 43V44H122ZM128 43H127V45H128ZM139 43V42H138ZM150 43H152V42H150ZM155 43V42H154ZM10 44V43H9ZM17 44V43H16ZM24 44V43H23ZM30 44H31V42H30ZM30 44H29V46H30ZM33 44H34V42H33ZM33 44H31V46L33 45ZM72 44V43H71ZM79 44V43H78ZM97 44V43H96ZM132 44V43H131ZM136 44H137V42H136ZM135 44V45H136ZM140 44H142V43H140ZM11 45V44H10ZM20 45V44H19ZM25 45V44H24ZM27 45V44H26ZM40 45V44H39ZM63 45V44H62ZM91 45V44H90ZM95 45V44H94ZM99 45H100V43H99ZM118 45H119V43H118ZM133 46H134V44H132ZM131 45V46H132ZM146 45V44H145ZM150 45V44H149ZM6 46L8 47V45L6 44ZM6 46H4V47H6ZM21 46V45H20ZM51 46H54V44H52ZM74 46V45H73ZM82 46H83V44H82ZM92 46H93V43H92ZM121 45H119V47H120ZM139 46V45H138ZM36 47H39V46H37L36 45ZM42 47H44V45L42 46ZM60 47V46H59ZM65 47V46H64ZM63 47V48H64ZM72 47V46H71ZM90 47V46H89ZM102 47H104V45L102 46ZM106 47H104L103 49L105 50L106 49ZM121 47H123L124 48V44L121 46ZM120 47V48H121ZM152 48H154L153 46H151ZM26 48L28 49L29 47H25V51H26ZM33 48H35V47H33ZM32 48V49H33ZM54 48V47H53ZM67 48H70L69 46L67 47ZM74 48V47H73ZM77 48V49H78ZM86 48V49H85ZM99 48V47H98ZM126 48H128V47H126ZM138 48V47H137ZM216 50V51H213L214 49ZM9 49V48H8ZM16 49V48H15ZM14 49V50H15ZM18 49H19V47H18ZM31 49V50H32ZM38 49V48H37ZM39 49H41V48H39ZM102 49V48H101ZM129 49V48H128ZM128 49H126V50H128ZM212 49V50H211ZM10 50H12V49H10ZM19 50H22V47H21V49H19ZM63 50V49H62ZM75 50V49H74ZM92 50H93V48H92ZM123 50V49H122ZM135 50V49H134ZM220 50V49H219ZM220 50V51H221ZM9 50H7V52H8ZM25 51H24V53H25ZM30 51V50H29ZM41 51V50H40ZM77 51V50H76ZM97 51V50H96ZM100 51V50H99ZM146 51V50H145ZM213 51V52H212ZM3 52V51H2ZM10 52V51H9ZM16 52V51H15ZM20 52H22V51H20ZM27 52V51H26ZM36 52V51H35ZM104 52V51H103ZM109 52V51H108ZM108 52H105V53H108ZM111 52V51H110ZM110 52H109V54H110ZM128 52V51H127ZM215 52H216V54H215ZM11 53V52H10ZM14 53V52H13ZM18 53H19V51H18ZM31 53V52H30ZM57 53H59V54H57ZM104 53V54H105ZM113 53H116V52H113ZM214 53V54H213ZM33 54H35L34 52H33ZM42 54V53H41ZM45 53H44V56L46 55ZM112 54V53H111ZM110 54V55H111ZM75 55V54H74ZM79 55H77L76 54V56H79ZM107 55V54H106ZM113 56L115 55V54H112ZM125 55V54H124ZM128 55H130V53L128 54ZM150 54H148V56H149ZM212 55V56H211ZM216 55H217V58L220 60H218L219 61V63L218 64H216V65H214V66H211V67H207V66H209V64L207 65V63L209 62L210 64H211V62L213 61V60H211V57H216ZM15 56H16V54H15ZM113 56H111V57H113ZM127 56V55H126ZM151 56V55H150ZM225 56V57H224ZM249 56L251 57V58H249ZM12 57V56H11ZM36 57L38 58V55H36ZM39 57H41V56H39ZM46 57V56H45ZM63 57V58H62ZM115 57H116V55H115ZM114 57V58H115ZM9 58V57H8ZM19 58V57H18ZM18 58L16 57V61L18 60ZM20 58H22V57H20ZM31 58V60H34L35 59V57L32 59V57H30ZM64 58L66 59V60H64ZM113 58V59H114ZM220 58H224L223 60L222 59H220ZM247 58L249 59V60H247ZM13 59V58H12ZM80 59V58H79ZM108 59V60H107ZM118 59V58H117ZM117 59H115V60H117ZM126 59V58H125ZM128 59H129V56H128ZM213 59V58H212ZM5 60V59H4ZM9 60H11V59H9ZM24 60V59H23ZM29 60V59H28ZM44 60V59H43ZM68 60L71 62V63H69L68 62ZM110 60H112V59H110ZM123 60V59H122ZM35 61H37V59L35 60ZM151 62L152 64H151V66H152V68H151V70L149 69V74H148V72H147V70L145 71V64H147L146 62ZM218 61H216V63L218 62ZM245 61H247V64H246V62ZM34 62V61H33ZM41 62H43V61H41ZM117 62V61H116ZM116 62H115V64H116ZM201 62H204V64H202ZM205 62H207V63H205ZM5 63H7V62H5ZM5 63H2V64H5ZM10 63H12V62H10ZM10 63H9V65H10ZM20 63V62H19ZM22 63V62H21ZM38 63H40L39 61L37 62V65H38ZM108 63V64H107ZM111 63V64H110ZM245 63V64H244ZM251 63H252V61H251ZM8 64V63H7ZM50 64V63H49ZM113 64V65H112ZM119 64V63H118ZM126 64V63H125ZM128 64V63H127ZM243 64H244V66H243ZM6 65V64H5ZM9 65L7 66V67H9ZM13 65H14V63H13ZM19 65V64H18ZM29 65V64H28ZM31 65V64H30ZM37 65H35L36 66V68H38L37 67ZM40 65V64H39ZM107 65H110L109 66V68H110V70L108 71V69H107ZM150 65V64H149ZM11 66V65H10ZM27 66V65H26ZM43 66V65H42ZM46 66H47V64H46ZM118 66V65H117ZM147 66V65H146ZM150 66V67H151ZM243 66V67H242ZM3 67L5 68V66L3 65ZM2 67V68H3ZM49 67V66H48ZM78 68V69H80L81 70V68ZM251 67V66H250ZM26 68V67H25ZM40 68H42V67H40ZM53 68H55V69H53ZM144 68V69H143ZM147 68V67H146ZM149 68V67H148ZM231 68H234V69H231ZM8 69H11L12 70V68H8ZM237 69V70H236ZM239 69V70H238ZM254 68H252V70H253ZM4 70V69H3ZM6 70V69H5ZM19 70V69H18ZM35 70V69H34ZM46 70V69H45ZM44 70V71H45ZM47 70H48V68H47ZM50 70H48V71H50ZM79 70V71H80ZM92 70V71H91ZM227 70H229V69H227ZM226 70V71H227ZM229 70V71H230ZM244 70V69H243ZM249 70V69H248ZM1 71V70H0ZM43 71V73H45ZM76 72L75 74H72L73 72ZM78 71V70H77ZM83 71V72H84ZM108 71V72H107ZM258 71H260V70H258ZM32 72V71H31ZM36 72V71H35ZM55 72V71H54ZM72 72V73H71ZM106 72V73H105ZM245 72V71H244ZM263 72H264V70H263ZM3 73V72H2ZM1 73V74H2ZM34 73V72H33ZM32 73V74H33ZM42 73V72H41ZM49 73H53V72H49ZM227 73V72H226ZM0 74V78H1V75ZM22 74V73H21ZM29 74H30V72H29ZM54 74V73H53ZM81 74H82V72H81ZM90 74V73H89ZM170 74H172V73H170ZM186 74V75H187ZM229 74V73H228ZM235 74V73H234ZM242 74V73H241ZM245 74V73H244ZM249 74V73H248ZM253 75H255V72L254 73H252ZM4 75V74H3ZM39 75V74H38ZM55 75H56V72H55ZM91 75V74H90ZM99 75V76H98ZM108 75V74H107ZM107 75H105V76H107ZM110 75H112L111 73H110ZM250 75H251V73H250ZM252 75V81H255V80H253L254 78H255V76H253ZM260 75V74H259ZM22 76H23V74H22ZM25 76V75H24ZM67 76V77H66ZM83 76V77H82ZM88 76V75H87ZM98 76V77H97ZM170 76H176V75H174V74H172V75H170ZM245 76V75H244ZM28 77V76H27ZM26 77V78H27ZM48 78H49V76H47ZM57 77V78H56ZM172 77H170L171 78V80H172ZM240 77V76H239ZM25 78V79H26ZM31 78V77H30ZM30 78H27L26 80H28V79H30ZM39 78H41V77H39ZM44 78V77H43ZM54 78H53V80H54ZM65 78V79H64ZM101 78H103V80L101 81V82H99L98 80H101ZM174 78V77H173ZM226 78V79H225ZM233 78V77H232ZM248 78V77H247ZM257 78H259L258 77V75H257V73H256V79ZM25 79H23V81H25ZM32 79V78H31ZM30 79V80H31ZM37 79V78H36ZM42 79V78H41ZM51 79V78H50ZM225 79V80H224ZM242 79V78H241ZM245 79H246V77H245ZM7 80V79H6ZM15 80V78L13 79V81ZM19 80H21V79H19ZM261 80V79H260ZM11 81V80H10ZM12 81V82H13ZM16 81V80H15ZM17 81H18V79H17ZM16 81V82H17ZM44 81V80H43ZM69 81V82H70ZM175 79H174V81H173V83L175 84ZM252 81H250V82H252ZM258 81V79L256 80V82ZM22 82V81H21ZM47 82H48V79H47ZM46 82V83H47ZM142 82V83H141ZM219 82V83H218ZM230 82V81H229ZM241 82H242V80H241ZM247 82V81H246ZM255 82V83H256ZM11 82H9L8 84H10ZM27 83H29V82H27ZM215 83V91H212V85ZM5 84V83H4ZM3 84V85H4ZM8 84H5L6 86L8 85ZM18 84H20V82H18L17 83V85ZM23 84V83H22ZM49 84V83H48ZM71 84V83H70ZM229 84V83H228ZM241 84V83H240ZM248 84H250V83H248ZM263 84H264V82H263ZM13 85V86H15V87H18V86H21V84L20 85ZM24 85V84H23ZM47 85V84H46ZM50 85V84H49ZM66 85V84H65ZM72 85V84H71ZM155 85H156V87H155ZM227 85V84H226ZM242 85V84H241ZM262 85V84H261ZM11 86V85H10ZM70 86V85H69ZM74 86V85H73ZM78 86V85H77ZM141 86V85H140ZM151 86V87H150ZM163 86H165L164 84L161 86V87H163ZM180 86H182V87H180ZM212 86V87H211ZM244 86V85H243ZM249 86V85H248ZM259 86V85H258ZM264 86V85H263ZM263 86H260V89H261V87H263ZM2 87V86H1ZM4 87V86H3ZM9 87V86H8ZM21 87H23V86H21ZM51 87V88H52ZM66 87H67V85H66ZM72 87V86H71ZM75 87V86H74ZM73 87V88H74ZM134 87H133V90H134ZM139 87V86H138ZM169 87V86H168ZM221 88V85L220 86H218V88ZM236 87V86H235ZM4 88H6V90H7V87H4ZM18 88H20V87H18ZM63 88V87H62ZM69 88V87H68ZM76 88H78V87H76ZM75 88V90L77 91V89ZM82 88H79V89H82ZM126 88V90L129 88L128 86L127 87H125ZM143 88H144V86H143ZM146 88H144L145 89V92H146V94H147V92H148V95H144V94H142V95H144L146 98H147V96H149L150 94H152L153 92H152V89H151V91H150V93H149V91H148V89H146ZM188 88H190V89H188ZM210 88H212V89H210ZM224 88H229V87H224ZM248 88V87H247ZM256 88H258V87H256ZM255 88V89H256ZM10 89H12V88H10ZM9 89V90H10ZM64 89V88H63ZM72 89V88H71ZM70 89V90H71ZM110 89V88H109ZM108 89V90H109ZM130 89V88H129ZM128 89V90H129ZM137 90H138V88H136ZM144 89H141L142 91H144ZM155 89H153V90H155ZM164 89V88H163ZM238 89H240L241 90V88H239V86H238V88H237V90ZM251 89V88H250ZM253 89V88H252ZM259 89V88H258ZM264 89V88H263ZM2 90H3V88H2ZM6 90H5V92L4 91H2V93H0V94H6L7 92H12V91H7L6 92ZM18 90V89H17ZM28 90H29V86H28ZM45 90H48V89H45ZM56 90V89H55ZM54 90V91H55ZM65 90H66V88H65ZM69 90V89H68ZM167 90H168V88H167ZM168 90V91H169ZM235 90V89H234ZM239 90V91H240ZM242 90H243V88H242ZM14 91V90H13ZM132 91V90H131ZM140 91V90H139ZM228 91H229V89H228ZM233 91V90H232ZM252 91V90H251ZM263 90H261V92H260V94L262 93V95H264L263 94V92H262ZM24 92H25V90H24ZM36 92H37V90H36ZM69 92V91H68ZM75 92V91H74ZM107 92V91H106ZM157 92V91H156ZM167 92V91H166ZM234 92V91H233ZM238 92V91H237ZM252 92H254V91H252ZM259 92V91H258ZM17 93V92H16ZM21 93V92H20ZM19 93V94H20ZM38 93V92H37ZM41 93V92H40ZM71 93H73V92H71ZM135 93V92H134ZM234 93H236V92H234ZM242 93V92H241ZM246 93V92H245ZM5 94H4V96L2 95L1 97H4L5 98ZM12 94V93H11ZM74 94V93H73ZM137 94V93H136ZM141 94V93H140ZM139 94V92H138V95H140ZM154 95H155V93H153ZM168 94H170V93H168ZM168 94H167V96L166 97H168ZM228 94V93H227ZM238 94V93H237ZM14 95L16 96V94L14 93ZM13 94H12V96H14ZM32 95V94H31ZM30 95V97H31V99H33L32 98V96ZM47 95V94H46ZM231 95V94H230ZM243 95V94H242ZM262 95H261V97H262ZM7 96V95H6ZM11 96V97H12ZM37 96V95H36ZM40 96V95H39ZM143 96V97H144ZM162 96V95H161ZM251 96V95H250ZM257 96V95H256ZM10 96H9V98H11ZM17 97V96H16ZM19 97V96H18ZM30 97H28V98H30ZM105 97V96H104ZM103 97V98H104ZM138 97V96H137ZM140 97H142V96H140ZM144 97V98H145ZM150 97V96H149ZM152 97V96H151ZM165 97V98H166ZM170 97V96H169ZM243 97H245L244 95H243ZM248 97V96H247ZM8 98V99H9ZM13 98V97H12ZM136 98V97H135ZM154 98V97H153ZM241 98V97H240ZM249 98V97H248ZM251 98H252V96H251ZM259 98H260V96H259ZM3 99V98H2ZM14 99V98H13ZM27 99V98H26ZM30 99V100H31ZM98 99H100V98H98ZM106 99V98H105ZM137 99V98H136ZM135 99V100H136ZM138 99H140L139 97H138ZM167 99V98H166ZM5 100V99H4ZM29 100V99H28ZM34 100V99H33ZM108 100H109V98H108ZM117 100V99H116ZM167 100H169V99H167ZM236 100H238V98L236 99ZM241 101H244V98L242 99H240ZM249 100V99H248ZM261 100H264V97H263V99H260V101ZM9 101H11V99L9 100ZM16 101V100H15ZM19 101V100H18ZM17 101V102H18ZM24 101V100H23ZM35 101V100H34ZM98 101H100V100H98ZM134 101V100H133ZM138 101V100H137ZM247 101V100H246ZM3 102H5V105L6 106H1L0 107V118H1V120L3 121L4 119H6V121H7V119L8 118H6L8 115H7V113L8 114H11L10 112H8L9 110H10V105H11V103H12V101H11V103H10V105H8L7 106V100H5V101H3ZM2 102V103H3ZM17 102H16V104H17ZM42 102V101H41ZM142 102V101H141ZM163 102V101H162ZM251 102V101H250ZM14 103V102H13ZM33 103V102H32ZM32 103H30V104H32ZM45 103V102H44ZM183 103V104H184ZM229 103H231V105H233V110L232 109H230L231 107H230V105H228ZM261 104L263 103V102H260ZM1 104V103H0ZM12 105L13 107L14 106H18V105ZM25 104V103H24ZM28 104V103H27ZM30 104H28V105H30ZM38 104V103H37ZM48 104V103H47ZM46 104V105H47ZM90 104V103H89ZM94 104H96V103H94ZM94 104L92 103V105L94 106ZM180 104V105H181ZM183 104H182V106H183ZM241 104H242V102H241ZM241 104H240V106H241ZM244 104H248L247 102H245ZM244 104H242V105H244ZM256 104V103H255ZM42 105H43V103H42ZM45 105V104H44ZM91 105V104H90ZM91 105V106H92ZM97 105V104H96ZM135 105H137L136 103H135ZM147 105V104H146ZM167 105H168V101H167ZM178 105H179V103H178ZM251 105V104H250ZM259 105V104H258ZM91 106H89V108L88 109H90V107ZM130 106V105H129ZM133 106H134V104H133ZM132 106V107H133ZM142 105L140 104V107H141ZM145 106V105H144ZM148 106V105H147ZM237 106V105H236ZM19 107V106H18ZM18 107H16V108H18ZM29 106H27V108L26 107H24V106H21V104H20V107L18 108V110H16L18 113L20 112L21 114L22 113H28V114H33V113H35L36 112V110H37V112L39 111V108L38 109H32V108H30V107H32V105H30V107L28 108ZM34 107H37V106H34ZM39 107V106H38ZM128 107V106H127ZM126 106H125V109L127 108ZM131 107V106H130ZM135 107V106H134ZM139 107V108H140ZM154 107H157V106H154ZM154 107H153V109H154ZM175 107L177 108L176 110H178V109H180L181 108V106H180V108L179 107H177V105H175ZM243 107V106H242ZM252 107V106H251ZM250 107V108H251ZM256 107H258V108H260V107H262L261 105L260 106H256ZM255 107V108H256ZM44 108V107H43ZM48 108H49V106H48ZM120 108V107H119ZM118 108V109H119ZM143 108V107H142ZM145 108H147V107H144V109ZM151 108V107H150ZM158 108H160V107H158ZM163 108V107H162ZM172 108V107H171ZM184 109H185V107H183ZM247 108H249V106L247 107ZM257 108V109H258ZM14 109V108H13ZM143 109V110H144ZM164 109H165V107H164ZM163 109V110H164ZM239 109H241V107L239 108ZM43 110V109H42ZM70 110V109H69ZM86 111H87V109H85ZM84 110V111H85ZM94 109H92L91 111H93ZM97 110V109H96ZM122 110H124V109H122ZM142 110V109H141ZM140 110V111H141ZM146 110V109H145ZM144 110V111H145ZM147 110H148V108H147ZM156 110V109H155ZM169 110V109H168ZM172 110V109H171ZM187 110V109H186ZM186 110H185V114H187V112H186ZM229 110H232L231 112H229ZM235 110V111H234ZM242 110H244L243 108L241 109V111ZM250 110H253L254 112H251L252 113V117H251V113L250 114H248V116L249 117H251V120H252V118H253V120H254V122L252 123V124H254L255 122H258V120H259V117L260 118H262V116H260V113L262 112V109L261 110H259V111H257V110H254V107L253 108H251V109H249V111ZM10 111H14V110H10ZM83 111V112H84ZM91 111L89 110L86 114H85V116L83 115V116H81V117H87L86 119H87V127H88V129L92 132V133H95V134H101V131H102V129H100L99 127H98V125H95L94 123L96 122L95 120H98V119H93V117H92V113H91ZM116 110H114L113 112H115ZM132 111V110H131ZM144 111H142L143 112V114H145L146 113V111L144 112ZM157 111H158V109H157ZM156 111V112H157ZM167 111V110H166ZM238 111V110H237ZM246 111V110H245ZM248 111V110H247ZM248 111V112H249ZM95 112V111H94ZM99 112V111H98ZM97 112V113H98ZM106 112V111H105ZM129 112V111H128ZM141 112V113H142ZM172 112V111H171ZM190 112V111H189ZM240 112V111H239ZM239 112H237L238 114H239ZM242 112H244V111H242ZM263 112H264V110H263ZM15 113V112H14ZM69 113V112H68ZM72 113V112H71ZM104 113V112H103ZM108 113V112H107ZM131 113V112H130ZM134 113V115H136L137 113L136 112H133ZM136 113V114H135ZM140 113V112H139ZM148 113V112H147ZM160 113V111L158 112V114ZM177 113V112H176ZM181 113V112H180ZM245 113V112H244ZM243 113V114H244ZM21 114L19 115V116H21ZM39 112H38V116H39ZM42 114V113H41ZM40 114V115H41ZM96 114V113H95ZM106 114V113H105ZM125 114V113H124ZM142 114V115H143ZM150 114V113H149ZM154 114V113H153ZM190 114V113H189ZM241 114V113H240ZM12 115V114H11ZM14 115V114H13ZM26 115V114H25ZM34 115V114H33ZM42 115H45V114H42ZM47 115V114H46ZM80 115V114H79ZM94 115V114H93ZM97 115H99V114H97ZM116 115V114H115ZM118 115V114H117ZM126 115V114H125ZM129 115V114H128ZM127 115V116H128ZM134 115H132L133 117H134ZM235 115V114H234ZM247 115V114H246ZM263 115V114H262ZM15 116L16 115H14V119H15ZM29 116V115H28ZM37 116V115H36ZM73 116V115H72ZM102 116V115H101ZM100 116V117H101ZM138 116H139V114H138ZM176 116V115H175ZM182 116V115H181ZM186 116V115H185ZM187 116H188V114H187ZM186 116V118H188ZM189 116H191V115H189ZM233 115H231L230 117H232ZM244 116V115H243ZM242 116V117H243ZM13 117V116H12ZM12 117H11V120H12ZM22 117H23V115H22ZM22 117H21V119H22ZM25 117V116H24ZM23 117V118H24ZM80 117V118H81ZM104 117V116H103ZM111 117V116H110ZM116 117V116H115ZM153 117V116H152ZM155 117V116H154ZM234 117V116H233ZM232 117V118H233ZM240 117V116H239ZM245 117V116H244ZM264 117V116H263ZM3 118V119H2ZM18 118V117H17ZM38 118V117H37ZM74 118H76V119H78L77 117H74ZM177 118H178V116H177ZM19 119V118H18ZM21 119H19V122L21 121ZM25 119V118H24ZM29 119V118H28ZM27 119V120H28ZM44 119H45V117H44ZM108 119V118H107ZM114 119V118H113ZM154 119V118H153ZM235 119V118H234ZM239 119V118H238ZM246 119V118H245ZM244 118L241 120V118H240V120L242 121V122H244V120H245ZM249 119V118H248ZM16 120V119H15ZM26 120V121H27ZM67 120H68V118H67ZM111 120V119H110ZM233 120V122L231 123V121ZM237 120V119H236ZM247 120V119H246ZM81 121V120H80ZM104 121V120H103ZM114 121V120H113ZM119 121V120H118ZM122 122H123V120H121ZM121 121H120V123H121ZM127 121V120H126ZM143 121V120H142ZM150 121V120H149ZM188 121H191V124L188 122ZM212 121H214V122H216L215 124L216 125H212ZM228 121H230V122H228ZM240 121V122H241ZM247 121H250V120H247ZM259 121H262L261 119L259 120ZM12 122H14V121H12ZM28 122V121H27ZM26 122V123H27ZM31 122V121H30ZM34 122H36V121H34ZM111 122V121H110ZM116 122H117V120H116ZM125 122V121H124ZM137 122V121H136ZM145 121H143L142 122V124L144 123ZM185 122H183V125H185L184 123ZM7 123V122H6ZM15 123H17V122H15ZM14 123V124H15ZM97 123V122H96ZM119 123V122H118ZM231 123V124H230ZM8 124H9V122H8ZM20 124V126H21V124H22V122L21 123H19ZM24 125H25V122L23 123ZM22 124V125H23ZM105 124H106V122H105ZM111 124H112V122H111ZM126 124H128V122L126 123ZM147 124V123H146ZM242 124V123H241ZM245 124V125H244ZM247 124H250L251 125V123H243V125L244 126H246ZM28 125V124H27ZM108 125H109V123H108ZM116 124H114V126H115ZM143 125H145V124H143ZM249 125V129L250 130H248L250 133H249V135H250V137H251V129L253 128H251V126ZM254 125H257V124H254ZM261 125V124H260ZM99 126H101V125H99ZM122 126H123V124H122ZM122 126H120V127H122ZM128 126V125H127ZM139 126H141V125H139ZM204 126H205V128H204ZM10 127H12L11 125H10ZM9 127V128H10ZM14 128H17V125H15V126H13ZM23 129H26V130H28L27 128H28V126H25V127H23V126H21ZM20 127V128H21ZM27 127V128H26ZM208 128V130H210V133L211 132H215V134H211V136H209L208 135V133H207V131H203V130H205V129H207ZM259 127V126H258ZM1 128V127H0ZM14 128L12 129V128H10V130L12 129V130H14ZM21 128V130H23ZM143 128V127H142ZM183 128H184V126H183ZM190 128V129H191ZM245 128H247V127H245ZM244 128V129H245ZM6 129H8V128H6ZM86 129V128H85ZM123 130L124 129H126V127L125 128H122ZM132 129H135V128H132ZM147 129V128H146ZM188 129H186L187 130V132H189L188 131ZM10 130H8V131H10ZM11 130V131H12ZM17 130V129H16ZM15 130V131H16ZM87 130V129H86ZM97 130H99V131H97ZM105 130H107V129H105ZM113 130V129H112ZM138 130V129H137ZM183 130H185V129H183ZM185 130V131H186ZM254 130V129H253ZM4 131V130H3ZM133 131V130H132ZM136 131V130H135ZM255 131V130H254ZM257 131V130H256ZM4 132H6V131H4ZM17 132V131H16ZM97 132V133H96ZM103 132V134H104V132L105 131H102ZM138 132V131H137ZM140 132V131H139ZM142 132V131H141ZM144 132V131H143ZM152 132V131H151ZM203 132H206L207 134H205V133H203ZM107 133V132H106ZM196 133V134H197ZM247 133V136H248V132H246ZM6 134H7V132H6ZM11 134V133H10ZM68 134V133H67ZM110 134H111V132H110ZM189 134H190V132H189ZM188 134V135H189ZM264 134V133H263ZM43 135V134H42ZM93 135V134H92ZM105 135V134H104ZM107 135V134H106ZM115 135V134H114ZM193 135V134H192ZM4 136V139H5V135H3ZM2 136V137H3ZM25 136V135H24ZM70 136V135H69ZM68 136V137H69ZM75 136V135H74ZM77 136V135H76ZM95 136H97V137H100V136H98V135H95ZM153 136V135H152ZM151 136V137H152ZM197 136V135H196ZM262 136H264V135H262ZM66 137H67V135H66ZM63 138L61 141H60V143H59V145L57 146V148L54 150V149H52L53 150V152H49V153H46L45 151H47L48 152V150H45L44 151V147H43V145H41V144H43V143H41L40 145H35L34 146V148L32 147V154H31V157H29L28 156V158H27V160H26V163L24 164L25 165V169L24 170H22L23 168H21L20 169V171L22 170V172L26 175V173H28V172H34L35 174H37V175H39L40 174V172L41 171H46L47 170V168H49L50 167V165H48L47 163H44L46 160H51V159H53L54 157H57L58 155H69V151H70V149H72L71 148V143H70V138ZM101 137H102V134H101ZM100 137V138H101ZM113 137V136H112ZM125 137H127V136H125ZM142 137V136H141ZM190 137H191V134H190ZM189 137V138H190ZM198 137V136H197ZM196 137V138H197ZM199 137H198V139H199ZM249 137V136H248ZM45 138V137H44ZM74 138V137H73ZM75 138H78V137H75ZM99 138V139H100ZM123 138H124V136H123ZM133 138V137H132ZM137 138V137H136ZM147 138V137H146ZM192 138H193V136H192ZM191 138V139H192ZM261 138H263V137H261ZM260 138V139H261ZM36 139V138H35ZM40 139H41V137H40ZM72 139V138H71ZM142 139H144V138H142ZM142 139H140L139 140V138H138V143H140L141 142V140ZM156 139V138H155ZM264 139V138H263ZM38 140V139H37ZM73 140V139H72ZM96 142H99V141H97V139H94ZM103 140V139H102ZM116 140V139H115ZM131 140V139H130ZM246 140V139H245ZM249 140H251L252 141V138H250ZM10 141V140H9ZM74 141V140H73ZM118 141V140H117ZM133 141V140H132ZM140 141V142H139ZM251 141H249V145L251 146L252 144H250V142ZM258 141H259V139H258ZM0 142H1V139H0ZM34 142H35V140H34ZM122 142V141H121ZM125 142V141H124ZM137 142H135V143H137ZM196 142V141H195ZM264 142V141H263ZM2 143H3V141H2ZM2 143H0V144H2ZM7 143V142H6ZM38 143V142H37ZM104 143H106V142H104ZM127 143H130V142H127ZM126 143V144H127ZM134 143V144H135ZM143 143H144V141H143ZM146 143V142H145ZM260 143V142H259ZM31 144V143H30ZM39 144V143H38ZM109 144V143H108ZM112 144H113V142H112ZM158 144V143H157ZM156 144V145H157ZM164 144V143H163ZM196 144V143H195ZM242 144V145H241ZM254 144V143H253ZM264 144V143H263ZM4 145L5 144H3V147L1 148V149H3L4 148ZM32 145V144H31ZM33 145H34V143H33ZM80 145V144H79ZM116 145V144H115ZM115 145H113L114 147H112L111 149H113V148H115ZM123 145V144H122ZM132 145V144H131ZM138 145V147H140V144H137ZM145 146H147L146 144H144ZM151 145V144H150ZM159 145H161V144H159ZM241 145V146H240ZM247 145H248V142H247ZM255 145V144H254ZM253 145V146H254ZM262 145V144H261ZM1 146V145H0ZM40 146L42 147V149L43 150H38V149H41L40 148ZM72 146H74V144L72 145ZM135 146H136V144L134 145V147H131V149L133 148H135ZM141 146L142 147H140V149H142L143 148V145H142V142H141ZM168 146V145H167ZM190 146V145H189ZM250 146H249V148H250ZM8 147H9V145H8ZM26 147V146H25ZM29 147V146H28ZM100 147V146H99ZM126 147V146H125ZM130 147V146H129ZM208 147H210L211 149H215L216 150V148H218V150H220L215 156H214V154H213V156H212V153H211V155L210 156H208L207 154H209L208 152L205 154V150H206V148H208ZM240 147H242V148H240ZM263 147V146H262ZM7 148V147H6ZM137 148V147H136ZM147 148V147H146ZM154 148H155V145H154ZM160 148V147H159ZM209 148V149H210ZM240 148V149H239ZM256 148V147H255ZM30 149V148H29ZM78 148L77 147H75V149L74 150H77ZM98 149V148H97ZM130 149V150H131ZM132 149V150H133ZM139 149V148H138ZM151 149H153L152 148V146H151ZM195 149V148H194ZM252 149V148H251ZM251 149H249V150H251ZM257 149V148H256ZM3 150H5V149H3ZM28 150V149H27ZM27 150H26V152H27ZM52 150H50V151H52ZM125 150V149H124ZM135 150V149H134ZM145 150V155H143L144 157H146V149H144ZM208 150V149H207ZM217 150V151H218ZM262 150H263V152H259V153H261L260 155H262L263 153H264V149L262 148ZM78 151H80V153H81V151L82 150H78ZM94 151V150H93ZM113 151V150H112ZM112 151H110L109 153H111ZM143 151V150H142ZM154 151V150H153ZM210 151V150H209ZM259 151V150H258ZM257 151V152H258ZM29 152H30V150H29ZM34 152H37V153H34ZM84 152V151H83ZM136 152V151H135ZM163 152V151H162ZM161 152V153H162ZM212 152V151H211ZM250 152V151H249ZM141 153V152H140ZM153 153V152H152ZM155 153V152H154ZM242 153L243 152H241V154H239V155H242ZM247 153H248V150H247ZM26 155H27V153H25ZM29 154V153H28ZM78 154V153H77ZM77 154H74V156L76 155L77 157H79ZM112 154L114 155L115 153H113L112 152ZM111 154V158H110V162H112L111 160L112 159H114V157L115 156H113ZM138 154H139V152H138ZM190 154H192V152L190 153ZM71 155H72V153H71ZM88 155V154H87ZM130 155V154H129ZM250 155H251V153H250ZM253 155V154H252ZM25 156V155H24ZM112 156H113V158H112ZM131 156V155H130ZM139 156H141L142 157V154H139ZM139 156H137L136 158H139ZM148 156H149V152H148ZM244 156H246V154H243V157ZM254 156V155H253ZM118 157V156H117ZM116 157V158H117ZM140 157V158H141ZM169 157V156H168ZM191 157V156H190ZM194 157V156H193ZM193 157L191 158V159H193ZM241 157V156H240ZM239 158L241 161L242 160H244V163H245V159L244 158ZM258 157V156H257ZM25 158V157H24ZM49 158V159H48ZM66 158V157H65ZM71 158V157H70ZM75 158V157H74ZM93 158V157H92ZM96 158V157H95ZM115 158V159H116ZM155 158V157H154ZM175 158V157H174ZM23 159V158H22ZM21 159V160H22ZM46 159V160H45ZM67 159V158H66ZM82 159V158H81ZM81 159H79V160H77L78 162L76 163V164H65V166L62 168V171L60 172L61 174H59L61 177H65V181L66 182H70V183H72L73 185H75V186H77L76 185V183L78 182V180L77 179H80L81 177H80V174L78 173V172H80V170L82 169H79L78 167L80 166V164H82V161H81ZM115 159L113 160V161H115ZM142 159L143 158H141V161H142ZM146 159V158H145ZM185 159V158H184ZM20 160V159H19ZM64 160V159H63ZM75 160V159H74ZM138 160V159H137ZM160 160H162V158L160 159ZM165 160V159H164ZM168 160V158H166V161ZM179 160V159H178ZM68 161V160H67ZM86 161H88V160H86ZM117 161H118V159H117ZM120 161V160H119ZM125 161H127V160H125ZM141 161H139L138 163L139 164H137V165H135V166H133V167H135V170L137 171V170H139L140 168H141V166H142V169H143V167H144V163H146V162H144V160H143V162H141ZM248 161V160H247ZM23 162V161H22ZM64 162V161H63ZM97 162V161H96ZM131 162L132 163H137V162H134V160L132 161V158H131ZM148 162V161H147ZM156 162V161H155ZM161 162V161H160ZM168 162V161H167ZM197 162H199V161H197ZM43 163V165H41ZM61 163V162H60ZM89 163V162H88ZM92 163V162H91ZM107 163H109V162H107ZM142 163H143V165H142ZM171 164H172V162H170ZM186 163V162H185ZM202 163V164H203ZM234 163V162H233ZM242 163H243V161H242ZM242 163H240V164H242ZM86 164V163H85ZM90 164V163H89ZM110 164V163H109ZM117 164H118V162H117ZM119 164H122V162L120 163L119 162ZM125 164H126V162H125ZM131 164V163H130ZM148 164V163H147ZM164 164H165V162H164ZM164 164H162V167H166V164L164 165ZM176 164V163H175ZM179 164V163H178ZM195 164V163H194ZM232 164V163H231ZM239 164V163H238ZM237 164V165H238ZM246 164V163H245ZM14 165V164H13ZM53 165V164H52ZM61 165V164H60ZM64 165V164H63ZM113 165L115 166V168H112V169H116V172L113 174V175H111V174H108V177H110V179L112 180L113 178H112V176L113 177H116V175H118L117 173L119 172L120 173V175H121V173L122 172H125V173H127V174H125V175H128L129 173L127 172L128 171V169L130 168V167H128V165H124V163H123V165L124 166H126V167H117L116 168V165L113 163ZM112 164L110 165V167H109V169L113 166ZM132 165V164H131ZM161 165V164H160ZM16 166V165H15ZM167 166H169V164L167 165ZM240 166V165H239ZM241 166H243V164L241 165ZM245 166V165H244ZM247 166V165H246ZM23 167V166H22ZM53 167H54V165H53ZM94 167V166H93ZM97 167V166H96ZM105 167V166H104ZM169 167H172V166H169ZM229 167H231V170H232V168H235L236 169V167H233V166H229ZM251 167L253 168V172L250 174V176H249V178L250 179H252V180H254V179H258L259 178V181H261L262 180V184L259 182V184H261V186H256L255 185V187L257 188L256 189V191H254L253 192V194L256 192V197L254 198L256 201H255V204H256V206L257 207H259V206H262L263 205V202H264V157H259L258 159H255V161H253V160H251ZM55 168V167H54ZM53 168V171L54 170H56V169H54ZM83 168H85V167H83ZM167 168V167H166ZM242 168V167H241ZM61 168H59V170H60ZM64 169V170H63ZM77 169H79V171L77 172ZM94 169V168H93ZM107 169H108V166H107ZM142 169H140L141 171H142ZM224 169V168H223ZM228 169V168H227ZM230 169V168H229ZM235 169H233V172L235 173V172H237V171H235ZM15 170V169H14ZM58 170V169H57ZM106 170V169H105ZM113 170V171H114ZM162 170V169H161ZM206 170V169H205ZM230 170V171H231ZM16 171V170H15ZM92 170H90V172H91ZM98 171V170H97ZM102 171V170H101ZM110 171V170H109ZM108 171V172H109ZM141 171L139 172H137V173H141ZM145 171V170H144ZM225 171V170H224ZM228 171V170H227ZM240 171V170H239ZM47 172V171H46ZM48 172H50V171H48ZM47 172V173H48ZM103 172V171H102ZM204 172H206V171H204ZM247 172V171H246ZM42 173V172H41ZM85 173V172H84ZM92 173V172H91ZM94 173H96V171H94L93 172V174ZM104 173V172H103ZM130 173H131V171H130ZM145 173V172H144ZM150 173V172H149ZM154 173V172H153ZM166 173V172H165ZM222 173L223 172H221V175H222ZM229 173H231V172H229ZM234 173H232V174H234ZM248 173V172H247ZM254 173V174H253ZM14 174H15V172H14ZM53 174V173H52ZM51 174V175H52ZM86 174V173H85ZM134 174V173H133ZM143 174V173H142ZM19 175H21V174H19ZM55 175V174H54ZM97 175V174H96ZM100 175V174H99ZM105 175H107V173L105 174L104 173V175H100L101 177H103V176H105ZM122 175H124V174H122ZM137 175V174H136ZM140 175V174H139ZM145 175H146V173H145ZM144 175V176H145ZM234 175H238V174H234ZM36 176V175H35ZM42 176H44V174L42 173V175H41V177ZM53 176V175H52ZM152 176V175H151ZM226 176V175H225ZM229 176H230V174H229ZM239 176H241V175H239ZM38 177V176H37ZM83 177H85L84 175H83ZM106 177V176H105ZM123 177V176H122ZM119 177V179L120 180H122V179H124L125 177ZM134 177V176H133ZM156 177V176H155ZM168 178H169V176H167ZM166 177V178H167ZM185 177V176H184ZM223 177V176H222ZM221 177V178H222ZM231 177V176H230ZM25 178V177H24ZM27 178H28V176H27ZM188 178V177H187ZM191 178V177H190ZM200 178V177H199ZM246 178V177H245ZM43 179V178H42ZM83 179V178H82ZM108 179V178H107ZM107 179H105V182L107 183ZM126 179H127V177H126ZM139 179H140V177H139ZM170 179V178H169ZM196 179V178H195ZM224 179V178H223ZM247 179V178H246ZM21 180H22V178H21ZM47 179H45V181H46ZM85 180H86V178H85ZM88 181H90L89 180V178L87 179ZM99 180H100V178H99ZM125 180V179H124ZM168 180V179H167ZM172 180V179H171ZM185 180V179H184ZM203 180H204V178H203ZM83 181V180H82ZM93 181V180H92ZM91 181V182H92ZM98 181V180H97ZM101 181V180H100ZM110 181V180H109ZM109 181H108V183L105 185V186H108L109 185ZM118 181V180H117ZM138 182H139V180H137ZM152 181V180H151ZM158 181V180H157ZM195 181V180H194ZM199 181H201V180H199ZM223 183L226 181H223V180H221ZM220 181V182H221ZM47 182V181H46ZM53 182V181H52ZM66 182H64V183H66ZM76 182V183H75ZM103 182V181H102ZM122 182H124V181H122ZM142 182V181H141ZM153 182V181H152ZM253 182V181H252ZM251 182V183H252ZM12 183V182H11ZM26 183H27V181H26ZM43 183V182H42ZM49 183V182H48ZM54 183V182H53ZM79 183V182H78ZM88 183V182H87ZM86 183V184H87ZM93 183H94V181H93ZM93 183H91V184H93ZM120 183V182H119ZM128 183V182H127ZM189 183V182H188ZM199 183V184H198ZM25 184V183H24ZM45 184L46 183H44V185H43V187L45 186ZM85 184V183H84ZM90 183H88L87 184V186L89 185ZM97 184V182L95 183V186H97L96 185ZM138 183L136 182V185H137ZM144 184V183H143ZM142 184V185H143ZM155 184V183H154ZM163 184V183H162ZM193 184V183H192ZM219 184H221V183H219ZM13 185V184H12ZM49 185V184H48ZM47 184H46V187L48 186ZM51 185V184H50ZM54 185H56L57 186V182L55 183V184H53L52 186H54ZM112 186L114 185V184H111ZM110 185V186H111ZM140 185V184H139ZM186 185H187V183H186ZM252 185H253V183H252ZM40 186V185H39ZM52 186H50V187H52ZM61 186V185H60ZM63 186V185H62ZM61 186V187H62ZM65 186H66V184H65ZM74 186V187H75ZM82 186V185H81ZM81 186H79V188H81ZM94 186V185H93ZM102 186V185H101ZM165 186H166V184H165ZM222 186V185H221ZM0 187H1V184H0ZM3 187V186H2ZM6 187V186H5ZM28 187V186H27ZM43 187H41V188H43ZM49 187V186H48ZM60 187V188H61ZM78 187V186H77ZM85 187V186H84ZM102 187H104V186H102ZM114 187V186H113ZM113 187H110V188H108L107 189V187H106V192H101L100 190H98V191H96L97 189H95L94 187L92 188V189H95V191L96 192H98V193H101V194H99L101 197H102V193H106L105 194V196L106 197H108V195H111L112 194V192H113ZM134 187V186H133ZM150 187V186H149ZM156 187V186H155ZM250 187V186H249ZM34 188V187H33ZM90 188V187H89ZM99 188H101V187H99ZM105 188V187H104ZM135 188H137V187H135ZM138 188H140L139 186H138ZM175 188V187H174ZM192 188V187H191ZM27 189V188H26ZM57 190H59L58 188H56ZM87 189V188H86ZM85 189V190H86ZM129 189V188H128ZM132 188H130V190H131ZM220 189H221V187H220ZM241 189V188H240ZM251 189H254L253 187L251 188ZM251 189H250V191H251ZM4 190H5V188H4ZM7 190V189H6ZM17 190V189H16ZM38 190H40V192L38 191ZM45 190H46V188H45ZM44 190V191H45ZM51 190H53V187H52V189ZM75 190V189H74ZM115 190V189H114ZM117 190V189H116ZM134 190V189H133ZM137 190H139V189H137ZM161 190V189H160ZM165 190H166V188H165ZM165 190H163L162 189V192H160V193H165L164 191ZM168 190V189H167ZM172 190V189H171ZM243 190V189H242ZM0 191H3V189L2 190H0ZM49 191V190H48ZM47 191V192H48ZM75 191H79V190H75ZM95 191H93V192H95ZM100 191V192H99ZM104 191H105V189H104ZM140 191V190H139ZM138 191V192H139ZM142 191V190H141ZM156 191V190H155ZM158 191V190H157ZM188 191L190 192L189 194H188ZM236 191V190H235ZM247 191V190H246ZM246 191H245V193H246ZM4 192V191H3ZM2 192V194L4 195L5 194V196L4 197H6V193H3ZM41 194L42 193V191H41V189L40 188H38L37 187V189H36V187H35V189H34V191L32 192L31 191V193L29 194H27L26 196L27 197H29L28 199L27 198H25V200L27 199V203L28 204H30L31 205V202H32V204L35 202L36 203V201H37V203H38V207H36V209L37 208H39L40 207V205H43L41 202L42 201H40L39 202V198L41 197V196H39V193ZM46 192V191H45ZM44 192V193H45ZM51 192V191H50ZM50 192H48V193H50ZM54 192H57L56 190L54 191ZM59 192H60V190H59ZM62 192H64V191H62ZM70 192V191H69ZM95 192V194H98V193H96ZM137 192V191H136ZM159 192H158V194H159ZM169 192V191H168ZM239 192H240V190H239ZM17 193H19V191H17ZM37 193H38V195H37ZM43 193V194H44ZM78 193V192H77ZM76 193V194H77ZM81 193H83V191L81 192ZM143 193V192H142ZM152 193H155L154 191L152 192ZM251 193V192H250ZM2 194H0V195H2ZM42 194V197L43 198H45L46 197V200H47V198H49V197H53L54 198V196H55V194L53 193V191H52V194L54 195H51L50 194V196L49 195H43ZM68 194V193H67ZM75 194V195H76ZM84 195H85V193H83ZM82 194V195H83ZM114 194H116V193H113V195ZM141 194V193H140ZM144 194V193H143ZM166 194V193H165ZM165 194H164V196H165ZM173 194V193H172ZM185 194V195H186ZM236 194H238V193H236ZM248 194V193H247ZM246 194V195H247ZM16 195V194H15ZM18 195V194H17ZM20 196H21V194H19ZM81 195V194H80ZM139 195V194H138ZM157 195V194H156ZM156 195H154V197L156 196ZM182 195V194H181ZM235 195V194H234ZM241 195H243L242 193H241ZM245 195V196H246ZM251 195V194H250ZM24 196V195H23ZM23 196H22V198H23ZM39 196V197H38ZM78 196V195H77ZM86 196V195H85ZM162 196V195H161ZM163 196V197H164ZM240 196V195H239ZM244 196V197H245ZM19 197V196H18ZM17 197V198H18ZM25 197V196H24ZM89 197H92V195L91 196H89ZM170 197V196H169ZM200 197H201V199L202 198H204V199H200ZM216 197V196H215ZM218 197H219V195H218ZM229 198H230V196H228ZM232 197V196H231ZM244 197H242V198H244ZM250 197V196H249ZM253 197H254V195H253ZM3 198V196H1V198H0V204H2V206H3V202H4V204L6 203V198H3L4 200H1ZM8 198V197H7ZM14 198V197H13ZM16 198V197H15ZM53 198H51L52 200H54ZM73 198V197H72ZM71 197H70V199H72ZM85 198V197H84ZM87 198H88V195H87ZM104 198V197H103ZM109 198H110V196H109ZM112 198H113V196H112ZM112 198H111V200H112ZM147 198V197H146ZM158 198H160V196L158 195ZM157 198V199H158ZM183 198H187L186 196L185 197H183ZM189 198V197H188ZM217 198V197H216ZM233 198V197H232ZM9 199V198H8ZM19 199V198H18ZM20 199H21V197H20ZM29 199H31V202L29 201ZM56 199H60V197L59 198H57L56 197ZM66 199V198H65ZM69 199V200H70ZM91 198H89V199H87L88 201L90 200ZM94 198L92 197V200H93ZM99 198L97 197V199L95 200H93L89 205H87L86 203V205L84 204V202H81V203H83L81 206H83L84 207V209H85V213H84V216H82L83 215V212H82V215H81V213H80V215H78L77 214V216H79V218L81 219V217H82V219H83V221L82 220H80L79 222L81 223H78V221H77V224L79 225L78 227H76L77 229H79V227H80V229H87V228H91L92 226H94L95 224H97V222L95 223V221H97L98 220V222L101 220V216H102V213L101 214H99L100 212L99 211H101L102 210V208H104L105 209V211L107 210L104 206H105V202L103 203V207L101 206L102 205V203H101V205H100V202H98V204H97V200H98ZM191 199V198H190ZM195 199V198H194ZM194 199L192 200V201H194ZM207 199V200H206ZM219 199V198H218ZM223 199V198H222ZM236 199L238 200V198L236 197ZM17 200V199H16ZM24 200V199H23ZM42 200H44V199H42ZM46 200H44L45 202H47ZM62 200H64V199H62ZM80 200V199H79ZM101 200V199H100ZM99 200V201H100ZM186 200V199H185ZM206 200V201H205ZM217 200V199H216ZM215 200V201H216ZM232 200V199H231ZM235 200V199H234ZM242 200V199H241ZM248 200V199H247ZM253 200V198H251V201ZM1 201H2V203H1ZM15 201V200H14ZM43 201V202H44ZM51 201V200H50ZM66 201H68V200H66ZM82 201H83V199H82ZM110 201V200H109ZM128 201V200H127ZM189 201V200H188ZM22 202H24V201H22ZM25 202V203H26ZM30 202V203H29ZM49 202V201H48ZM48 202H47V204H48ZM56 202H57V200H56ZM60 202V201H59ZM112 202V201H111ZM182 202V201H181ZM184 202H186V201H184L183 200V202L182 203H184ZM191 202V201H190ZM219 201H217V204H220V203H218ZM236 202V201H235ZM239 202V203H238ZM243 202V201H242ZM245 202H246V199H245ZM245 202H243V204L245 203ZM8 203V202H7ZM6 203V204H7ZM17 203V202H16ZM36 203V204H37ZM40 203V204H39ZM52 203H53V201H52ZM52 203H51V205L50 206H54V204H56V203H53V205H52ZM81 203H79V207L78 208H80V209H78V210H81L82 209V207H80V204ZM106 203H108V202H106ZM113 203H114V201H113ZM120 203V202H119ZM197 203V204H198ZM200 203H202V202H200ZM240 203H241V201H237L236 202V204L238 205H240ZM253 203H254V201H253ZM253 203H249L250 205H248V206H250V208L252 207V206H254V204ZM5 204V205H6ZM18 204V203H17ZM36 204H33V205H36ZM46 204V205H47ZM60 204V203H59ZM64 204V202H62V205ZM77 204V203H76ZM112 204V203H111ZM115 204V203H114ZM181 204V203H180ZM184 204H188L187 202L186 203H184ZM195 204V203H194ZM210 204V205H211ZM232 204V203H231ZM235 204V203H234ZM235 204V205H236ZM246 205L245 206H247V202L245 203ZM253 204V205H252ZM4 205V206H5ZM19 205H20V202H19ZM18 205V206H19ZM32 205V206H33ZM85 205V206H84ZM90 205L92 206L93 205V207L95 206V205H98V206H100V208H101V210H96V209H98V208H96L95 207V210L94 211H96V212H98V213H92V211H93V209H92V211H91V207H90ZM115 205H117V204H115ZM185 205V206H186ZM192 205V204H191ZM196 205V204H195ZM210 205L209 206H207L206 204H203V205H201V204H199V206L197 207L198 209H201L200 211H202L203 210V212L201 213V214H203V215H201L200 214V211H199V214L200 215H197V217H199V216H202L201 218H199V219H197L196 221H197V223L195 222V216L193 217V215H192V222H191V226L190 227H188V229L190 228L191 229V231H193L194 229H199V230H210L209 232L212 234V233H214L215 234V236H218V238H220L221 236V238H222V240L225 238V242H222V240H220V242H222V244H224L225 243V249L227 248V251L224 249V251H226L227 253L228 252H234L233 251V247H232V243H230V238H232V237H229V236H234L233 234H231V232H232V229L235 227L234 225H233V227H230V228H232L231 230L230 229H228L227 230V228L226 227H228V225H229V222L232 220V216L231 215H233V211H232V214H228V213H222L221 212V210H219V205H215V207L214 208H217L216 210H219L220 212H215L214 211V209L213 208H209L210 207ZM230 205V204H229ZM229 205H227V207L229 206ZM4 206H3V208H4ZM44 206V205H43ZM109 206H110V203H109V205H108V208H109ZM138 206V205H137ZM182 206V205H181ZM194 206V205H193ZM217 206V207H216ZM234 206V205H233ZM244 206V207H245ZM256 206H255V209H256ZM264 206V205H263ZM6 207H8V205H6ZM47 208H51V207H48V205L46 206ZM55 207V206H54ZM75 207H76V205H75ZM135 207V206H134ZM187 207V206H186ZM185 207V208H186ZM212 207V206H211ZM0 208H2L1 207V205H0ZM2 208V209H3ZM30 208H32L31 206H30ZM110 208H111V206H110ZM220 208H222V206L220 207ZM241 208H243L242 206H241ZM2 209H0V213H1V210ZM4 209H6V208H4ZM3 209V210H4ZM41 209V208H40ZM66 209V208H65ZM103 209V210H104ZM118 209H119V207H118ZM194 209V208H193ZM224 209H225V207H224ZM236 209H238V208H236ZM243 209H247V208H243ZM249 209V208H248ZM258 209V208H257ZM259 209H261V210H263L264 209V207H263V209L261 208V207H259ZM258 209V210H259ZM27 210H30L29 208L27 209ZM26 210V211H27ZM35 210V209H34ZM43 211H44V207H43V209H42ZM102 210V211H103ZM111 210H114V209H112L111 208ZM123 210V209H122ZM121 210V211H122ZM125 210V209H124ZM162 210V209H161ZM228 210V209H227ZM240 210V209H239ZM238 210V211H239ZM252 210H253V208H252ZM32 211V210H31ZM42 212V211H40L39 209H37V212ZM81 211H83V209L81 210ZM116 211V210H115ZM223 211V210H222ZM237 211V210H236ZM246 211V210H245ZM247 211H251V209L250 210H247ZM256 211V210H255ZM3 212V211H2ZM48 214H49V212L48 211H46ZM51 212V211H50ZM53 212H55V211H53ZM104 212V211H103ZM163 212V211H162ZM192 212V211H191ZM230 212V211H229ZM248 212V213H249ZM264 212V211H263ZM5 213H7V212H5ZM15 213V212H14ZM56 213V212H55ZM78 213V212H77ZM107 214L108 213V211L107 212H104L103 214ZM112 213V212H111ZM111 213H109V214H111ZM114 213V212H113ZM117 213V212H116ZM118 213H119V211H118ZM124 213V214H123ZM165 213V212H164ZM167 213V212H166ZM176 213V212H175ZM240 213V212H239ZM245 213V212H244ZM243 213V214H244ZM251 213V212H250ZM255 213V212H254ZM253 213V214H254ZM52 214V213H51ZM120 214V213H119ZM121 214H123L122 216H123V218H124V216L126 215V213L123 211V212H121ZM171 214L172 213H170V216H171ZM189 214V213H188ZM191 214V213H190ZM193 214H195V213H193ZM236 214V213H235ZM238 214V213H237ZM260 214V213H259ZM29 215V214H28ZM30 215H31V213H30ZM35 215V214H34ZM33 215V216H34ZM42 215H44L43 213H42ZM47 215V214H46ZM50 215V214H49ZM61 215V214H60ZM101 215V216H100ZM115 215V214H114ZM161 215H163V214H161ZM174 215V214H173ZM176 215H179V214H175V217H176ZM40 216V215H39ZM104 216L105 215H103V218H104ZM109 216V215H108ZM166 216V215H165ZM262 216V215H261ZM1 217V216H0ZM37 217V216H36ZM42 217H44V216H42ZM129 217V216H128ZM157 217V216H156ZM155 217V218H156ZM178 217V216H177ZM181 217H183V216H181ZM234 217H236V216H234ZM239 217V216H238ZM260 217V216H259ZM11 218V217H10ZM71 218V217H70ZM75 218V216H74V214H73V217L71 218V219H74ZM103 218H102V220H103ZM122 220H123V218L122 217H120ZM165 218V217H164ZM239 218H241V217H239ZM243 218V217H242ZM247 218V217H246ZM33 219V218H32ZM100 219V220H99ZM114 219V218H113ZM132 219V218H131ZM136 219H138V218H136ZM175 219H178V218H175ZM175 219H174V216L173 217H170V218H168L167 220H165V221H163L164 222V225H166L165 226V228L166 229H169V226L171 227V225L173 224V222H174V224H175V222H177V220L175 221ZM181 219V218H180ZM183 219V218H182ZM251 219V218H250ZM16 220V219H15ZM35 220V219H34ZM124 220H125V218H124ZM146 220V219H145ZM149 220V219H148ZM153 220V219H152ZM155 220V219H154ZM163 220V219H162ZM174 220V221H173ZM188 221H190V219L188 218L187 219ZM236 220L238 221L239 219L236 217ZM235 220V221H236ZM245 218L243 219V222H245ZM247 220H248V218H247ZM258 219H254V222L255 221H257ZM14 221V220H13ZM20 221V220H19ZM22 221H23V219H22ZM29 221V220H28ZM40 221V220H39ZM43 221H46V220H43ZM54 221V220H53ZM74 220H72L71 221V223L73 222ZM82 221V222H81ZM84 221H88V227L86 226L87 224H86V222L84 223ZM129 221V220H128ZM131 221V220H130ZM142 221H143V219H142ZM142 221L140 220V223H142ZM180 221H182V220H180ZM186 221V220H185ZM193 221L195 222V224H193ZM232 221H234V220H232ZM232 221H231V223H232ZM235 221H234V223H235ZM236 221V222H237ZM8 222V221H7ZM24 222H26V221H24ZM31 222V221H30ZM33 222V221H32ZM51 222V221H50ZM55 222H57V220L56 221H54L53 223H54V225H55ZM89 222H94V223H92V226H90L91 224L89 223ZM107 222V221H106ZM126 222H127V217H126ZM133 222V221H132ZM135 222V221H134ZM145 222V221H144ZM143 222V223H144ZM152 222V221H151ZM162 222V221H161ZM183 222V221H182ZM242 222V223H243ZM248 222V221H247ZM260 222V221H259ZM44 223H46V222H44ZM60 223H62V222H60ZM60 223H59V225H60ZM76 223V222H75ZM100 223V222H99ZM125 223V222H124ZM123 223V224H124ZM153 223V222H152ZM159 223V222H158ZM157 223V224H158ZM189 224H190V222H188ZM237 223H239L240 224V222H237ZM256 223H258V222H256ZM35 224V223H34ZM57 225H58V222L56 223ZM66 224V223H65ZM86 224V225H85ZM94 224V225H93ZM148 224V223H147ZM162 225H163V223H161ZM174 224H173V226H174ZM226 226V227H224V225ZM259 224V223H258ZM263 224H264V222H263ZM41 225V224H40ZM52 225V224H51ZM58 225V226H59ZM62 225L63 224H61V227H62ZM98 225V224H97ZM101 225V224H100ZM110 225V224H109ZM122 225V224H121ZM128 225H130V223L128 224ZM142 225V224H141ZM163 225V226H164ZM176 225H178V224H176ZM230 225H232V224H230ZM253 225V224H252ZM260 225V224H259ZM131 226V225H130ZM152 226V225H151ZM156 226V225H155ZM162 226V227H163ZM167 226H168V228H167ZM238 226H240V225H238ZM37 227V226H36ZM43 226L41 225V228H42ZM49 227V226H48ZM74 226H73V229L75 228ZM95 227H97V226H95ZM95 227H92L93 229H98V228H95ZM99 227H101V226H99ZM122 227H123V225H122ZM121 227V228H122ZM127 227L128 226H126L125 225V227H123V229H127ZM162 227H161V229H162ZM40 228V227H39ZM60 228V227H59ZM259 228V227H258ZM55 229L57 230V226L55 227ZM64 228H61V230H63ZM79 229V230H80ZM93 229L91 230V233H95V235H96V231L95 232H93ZM164 229V228H163ZM251 229V227H250V222H248V223H244L243 225H241V230L240 229H236L238 232H241V233H244V234H247V233H249V231H251L250 230ZM76 230V229H75ZM75 230H73V231H75ZM135 230V229H134ZM253 230V229H252ZM81 231V230H80ZM83 231V230H82ZM81 231V232H82ZM87 231H89L90 232V229H88ZM98 231V230H97ZM233 231H235V228L233 229ZM38 232V231H37ZM62 232H65V230L64 231H62ZM115 232V231H114ZM133 232V231H132ZM148 232V231H147ZM197 232V231H196ZM195 232V233H196ZM202 232V231H201ZM204 232H207V231H204ZM229 232H230V235L228 236V234H229ZM238 232H237V234L236 233H234V234H236L237 236H235L236 238H238L239 240H240V238H244L243 236H240V235H238ZM263 232V231H262ZM34 233H36V231L34 232ZM42 233V232H41ZM45 233V232H44ZM58 233H60V229H59V232ZM68 233V232H67ZM131 233V232H130ZM195 233H194V236H195ZM216 233H220V237H219V235H216ZM255 233V232H254ZM260 233V232H259ZM50 234V233H49ZM57 234V233H56ZM82 234H83V232H82ZM107 234V233H106ZM117 234H119V233H117ZM124 234H126L127 235V233H124ZM123 234V235H124ZM132 234V233H131ZM134 235H135V232L133 233ZM136 234H139V233H136ZM141 234H142V232H141ZM204 234V233H203ZM208 234V233H207ZM264 234V233H263ZM30 235H31V233H29L28 234V236L29 237H26V239L27 238H29L30 239ZM54 235V234H53ZM80 235L81 234H79L78 236H77V238L78 239H76L75 240V243H76V241H77V243H78V246H80V248L81 247H83V246H86L87 244H85L84 245V242H83V246H81L79 243V239H81L80 241L82 242V240L84 241V237H86V234H83V235H85L84 237H82L83 235H81V237L82 238H80ZM93 235V234H92ZM108 235V234H107ZM110 235V234H109ZM115 235V234H114ZM113 235V236H114ZM134 235H132L131 237L133 238V236ZM152 235V234H151ZM154 235V234H153ZM197 235L199 236V234H196V237H197ZM202 235V234H201ZM249 235V234H248ZM247 235V236H248ZM251 238H253V236H255V234H253V233H251ZM257 235V234H256ZM25 236H27V235H25ZM24 236V237H25ZM40 236V235H39ZM59 236H61V235H58L57 237H59ZM75 236V235H74ZM73 236V237H74ZM88 236V235H87ZM111 236V235H110ZM113 236H111V237H113ZM139 235H137L136 236V240H137V237H138ZM194 236H192V237H194ZM208 236V235H207ZM238 236H240V238L238 237ZM247 236H245V238L244 239H246V237ZM19 237V236H18ZM24 237H23V239H24ZM95 237V236H94ZM94 237H92V239L94 238ZM118 237H119V235H118ZM121 237H122V235H121ZM120 237V238H121ZM131 237H130V239H131ZM156 237V236H155ZM187 237V236H186ZM261 237H263V236H261L260 235V238ZM33 238H36L35 237V234L33 235ZM60 238H62V239H60L61 240V242L63 243V242H65V240L64 241H62L63 240V235L60 237ZM68 238H70L72 241L71 242H74V240L73 239H75V238H73L72 239V236L70 235V237H68ZM87 238V237H86ZM85 238V239H86ZM103 238V237H102ZM125 238V237H124ZM167 238V237H166ZM210 238V237H209ZM249 238H250V236H249ZM251 238H250V240H251ZM257 238V237H256ZM259 238V239H260ZM42 239V238H41ZM50 239V238H49ZM89 236H88V242H89ZM91 239V240H92ZM116 239V238H115ZM126 239V238H125ZM124 239V240H125ZM139 239V238H138ZM142 239H143V237H142ZM142 239H140V240H142ZM156 239V238H155ZM243 239V240H244ZM25 240V239H24ZM36 240V239H35ZM44 241L46 240V238L45 239H43ZM42 240V241H43ZM54 240V239H53ZM66 240H68V239H66ZM90 240V241H91ZM191 240H192V238H191ZM203 240H204V238H203ZM227 240V241H226ZM232 240V239H231ZM234 240H236V239H234ZM247 240H248V238L246 239V242L245 241H242V239L239 241V242H245V243H247ZM256 240V239H255ZM32 241V240H31ZM31 241H29L28 243L29 244H31ZM55 241V240H54ZM70 241V240H69ZM68 241V242H69ZM103 241H104V239H103ZM122 241V240H121ZM133 241V240H132ZM139 241V240H138ZM161 241H163V243L162 244H164L166 241H165V239L163 240H161ZM165 241V242H164ZM188 241V240H187ZM199 242L200 243V240H196V242ZM249 241V240H248ZM253 241V240H252ZM257 241V240H256ZM259 241V240H258ZM264 241V240H263ZM21 242V241H20ZM34 242V241H33ZM87 242V243H88ZM92 242H93V240H92ZM102 242V241H101ZM118 242V241H117ZM124 242V241H123ZM131 242V241H130ZM136 242V241H135ZM134 242V243H135ZM141 242V241H140ZM139 242V243H140ZM190 242V241H189ZM194 242V241H193ZM201 242H202V240H201ZM238 242V241H237ZM237 242L235 241V247L237 246ZM255 242V241H254ZM27 243V242H26ZM36 243V242H35ZM59 243V242H58ZM62 243H60V244H62ZM67 243V242H66ZM66 243H64V244H66ZM70 243V242H69ZM76 243V244H77ZM86 243V242H85ZM96 243V242H95ZM104 243V242H103ZM119 243V242H118ZM131 243H133V242H131ZM144 243V242H143ZM143 243H141V245L143 244ZM157 243V242H156ZM192 243V242H191ZM211 243V242H210ZM219 243V242H218ZM248 243H250V242H248ZM261 243H262V241H261ZM33 244V243H32ZM45 244V243H44ZM43 244V245H44ZM72 244H74V243H71V245ZM89 244V243H88ZM90 244H91V242H90ZM100 244V243H99ZM120 244V243H119ZM136 244V243H135ZM135 244L133 245V247L132 248H135L134 246H135ZM167 244V243H166ZM170 244V243H169ZM186 244H188V243H186ZM221 244V243H220ZM219 244V245H220ZM221 244V245H222ZM242 244V243H241ZM251 244H253V243H250L249 245H251ZM26 245V244H25ZM42 245V246H43ZM59 245V244H58ZM69 244L67 243V246H68ZM71 245H70V247H71ZM75 245V244H74ZM116 245V244H115ZM172 245V244H171ZM184 245H185V243H184ZM201 245H202V243H201ZM201 245H197V247L199 248ZM203 245H205V244H203ZM202 245V246H203ZM3 246V245H2ZM27 246V245H26ZM34 246H35V244H34ZM39 246V245H38ZM66 246V245H65ZM73 246V245H72ZM88 246V245H87ZM96 246V245H95ZM139 245H137L136 244V247H138ZM145 246H146V243H145ZM144 246V247H145ZM161 246V245H160ZM201 246V247H202ZM241 246V245H240ZM261 246H263V245H261ZM57 247V246H56ZM105 247V246H104ZM110 247H111V245H110ZM109 247V248H110ZM113 247V246H112ZM112 247H111V249H112ZM131 247V246H130ZM148 247V246H147ZM155 247V245L153 246V248ZM156 247L159 249V251L161 250V248L162 247H160L159 248V245L158 244H156ZM167 247H168V245H167ZM174 247V246H173ZM176 247H178V246H176ZM222 247H224V246H222ZM239 247V246H238ZM244 247H246V245L244 246ZM264 247V246H263ZM35 248V247H34ZM36 248H37V245H36ZM35 248V249H36ZM40 248V247H39ZM42 248V247H41ZM68 248V247H67ZM88 248V247H87ZM126 248H128V247H126ZM125 248V249H126ZM149 248V247H148ZM151 248V247H150ZM151 249V250H153V251H155V253H156V251L158 250L157 248H155V249ZM165 248H166V246H165ZM170 248H172L171 246H170ZM182 248V246L180 247V244H179V249H181ZM241 248V247H240ZM44 249H46V248H44ZM43 249V250H44ZM63 249V248H62ZM92 249V248H91ZM118 249V248H117ZM123 248H120V252H121V250H122ZM130 249V248H129ZM128 249V250H129ZM138 249H139V247H138ZM138 249H134L135 251L134 252H136V250H138ZM143 249V248H142ZM157 249V250H156ZM169 249V248H168ZM190 249V248H189ZM192 249V248H191ZM194 249H196V248H194ZM203 249V248H202ZM236 249V248H235ZM36 250H38V248L36 249ZM86 250V249H85ZM115 250H116V247H115ZM174 250V249H173ZM182 250H183V248H182ZM205 250H206V248H205ZM38 251H40V250H38ZM68 251H69V249H68ZM89 251H90V249H89ZM111 251V250H110ZM116 251H118V250H116ZM185 251V250H184ZM193 251V250H192ZM191 251V252H192ZM199 251V250H198ZM223 251V250H222ZM221 251V252H222ZM237 251H243V250H237ZM245 251V250H244ZM264 251V250H263ZM53 252V251H52ZM51 252V253H52ZM64 252V251H63ZM80 252V251H79ZM83 252V251H82ZM102 252V251H101ZM122 252H123V250H122ZM129 252L131 253L132 252V256H133V250H129ZM129 252H127V250H126V252H124V253H126L127 255H129L128 253ZM190 252V251H189ZM226 252H225V254H226ZM36 253H39V252H36ZM54 253V252H53ZM67 253V252H66ZM72 253V252H71ZM84 253V252H83ZM87 253H89L88 251H87ZM87 253H86V256H87ZM140 253V252H139ZM149 253H150V251H149ZM148 253V250H143V252L141 253V255H142V257H144V260H145V257L149 254ZM184 253V252H183ZM239 253H241V255H242V257H243V255H244V253H242V252H238V254ZM35 254V253H34ZM43 254V253H42ZM55 254V253H54ZM54 254H53V256H54ZM80 254V253H79ZM118 254H119V252H118ZM121 254V253H120ZM123 254V253H122ZM185 254H187V252L185 253ZM190 254V253H189ZM222 254V253H221ZM232 253H230V255H231ZM248 254V253H247ZM262 254V253H261ZM30 255H32V254H30ZM72 255V254H71ZM92 255V254H91ZM98 255V254H97ZM108 255V254H107ZM127 255H126V257H125V255L123 254V256H124V258L127 260V259H129L128 257H127ZM131 255H129L130 257H131ZM150 256H151V254H149ZM156 255V254H155ZM206 255V254H205ZM228 255H229V253H228ZM227 255V258H229V256ZM240 254H239V256L238 257H240L241 256ZM254 255V254H253ZM263 255V254H262ZM39 257L41 256V255H38ZM52 256V255H51ZM73 256V255H72ZM71 256V259L74 257H72ZM79 256H81V255H79ZM119 256H121V255H119ZM139 256H140V254H139ZM139 256H137V259L139 258ZM176 256V255H175ZM174 256V257H175ZM223 256V255H222ZM221 256V257H222ZM225 256V255H224ZM232 256V255H231ZM234 256H237V252H236V255L234 254ZM35 257V256H34ZM34 257H32V258H34ZM55 257H56V255H55ZM96 257V256H95ZM134 257H136V256H134ZM152 257V256H151ZM150 257V258H151ZM153 257H155V256H153ZM152 257V258H153ZM248 257H250L249 256V254H248V256H247V258ZM31 258V257H30ZM41 258V257H40ZM52 258H54V257H52ZM65 258V257H64ZM75 258V257H74ZM73 258V259H74ZM87 258V257H86ZM124 258H123V260H124ZM132 258V257H131ZM152 258L150 259L151 261H152ZM170 258H171V255H170ZM190 258V257H189ZM188 258V259H189ZM194 258H196V257H194ZM226 258V259H227ZM232 258V257H231ZM257 258V257H256ZM259 258H260V256H259ZM66 259V258H65ZM69 259V258H68ZM98 259H100V258H98ZM140 259V258H139ZM155 259V258H154ZM153 259V260H154ZM193 259V258H192ZM238 260L239 258H236L235 257V259L234 260ZM258 259V258H257ZM30 260H32V259H30ZM75 260V259H74ZM94 260H95V258H94ZM101 260L102 259H100V260H98L99 261V263L98 264H100V262H101ZM121 260H122V258H121ZM133 260H135V258H133ZM149 259H146V261L149 263H151V261H148ZM190 260V259H189ZM198 261H199V258L197 259ZM218 260H221V259H218ZM217 260V261H218ZM229 260V259H228ZM227 260V261H228ZM40 261V260H39ZM58 261V260H57ZM82 261V260H81ZM131 261V260H130ZM145 261V262H146ZM173 261V260H172ZM194 262H195V260H193ZM223 261V260H222ZM244 260H240L239 261V264H242V262H243ZM248 261V260H247ZM254 261V260H253ZM256 261V260H255ZM2 262V261H1ZM0 262V263H1ZM9 262V261H8ZM89 262V261H88ZM107 262V261H106ZM133 262V261H132ZM141 262H143V260H141L140 261V263ZM154 262H155V260H154ZM153 262V263H154ZM220 262V261H219ZM234 262V261H233ZM264 262V261H263ZM68 263H69V261H68ZM96 263V262H95ZM128 263H130V262H128ZM128 263H125V264H128ZM134 263V262H133ZM196 263H197V261H196ZM199 263V262H198ZM215 263V262H214ZM244 263V262H243ZM252 263H254V262H252ZM251 263V264H252ZM256 263H257V261H256ZM59 264V263H58ZM79 264V263H78ZM85 264V263H84ZM97 264V263H96ZM110 264V263H109ZM117 264V263H116ZM152 264V263H151ZM176 264V263H175ZM206 264V263H205ZM220 264H221V262H220ZM234 264H236V261H235V263Z\"/></svg>",
  "mask_w": 264,
  "mask_h": 264
}]
</instances>
